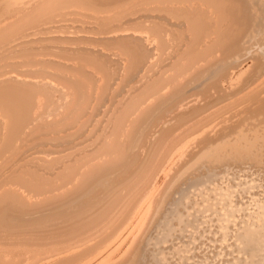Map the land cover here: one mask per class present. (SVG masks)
Here are the masks:
<instances>
[{
  "label": "bare ground",
  "instance_id": "bare-ground-1",
  "mask_svg": "<svg viewBox=\"0 0 264 264\" xmlns=\"http://www.w3.org/2000/svg\"><path fill=\"white\" fill-rule=\"evenodd\" d=\"M3 1V0H2ZM1 2V1H0ZM5 3L6 2H4L3 1V5H5ZM137 4H144V5H146L147 7H145V9L144 10H142V11H145V13L146 12H155V11H157V12H163V11H165V12H168V14H171V15H173L174 17H176V18H180L181 20L183 19L185 22H186V24H185V22L182 20V21H179V22H177V23H179V25H177V28L178 29H184V25H186L187 26V31H189V32H191V36H190V40H189V42H188V44L186 43V45H185V43L183 44L184 45V50L183 51H181V53L179 54V55H177V60H176V62L174 61V64L176 63V65L174 66V68H176L175 70H174V68L172 67V65L171 64H169L173 69L171 70V68H170V66H169V68H170V70L173 72V73H171L172 74V76L174 77H176V75H180V73H185L188 69H190L192 66H196V64H197V62H202L203 63V60L205 61L206 59H207V57H208V55H210L211 53L210 52H216V53H218L217 51L218 50H220L219 48L220 47H222V46H224V47H226V48H232V49H230L231 51L233 50V51H237V53L240 51V50H243V49H245V46L247 45V43H246V40L245 41H243L244 40V35L246 36H248L249 37V32L247 33V28L249 29V25L250 24H252L253 23V25L258 21V19L254 16L255 15V12H256V8L254 9L253 7H250L249 6V4H250V0H8L7 1V3H6V5H5V7L8 5V9L7 8H5L4 6V8L2 9L1 8V11L4 13V12H6V13H4V14H7L6 16L8 17V18H5V20H2V23H1V21H0V53H3L2 55H0V60H3V58H7V57H9V59L10 58H16L17 60H14L13 59V61L11 60V61H9V62H0L1 64L0 65H4V66H7V68L8 67H10V70H9V72L7 71V73H5V74H3V72L0 70V112L2 113V116H4V118H5V120L7 121L6 123H4L5 124V127H4V125H2V123L4 122V121H0V125H2V127H4V129L2 128V135H0V161L2 160H4V159H8V158H10L11 156V158L13 159V155H17V152H20L19 150H21V148L23 147V150L25 149L24 148V145L26 144V141H27V136H29L30 134H32V132L31 133H29V131H27V133H29V135H27L26 134V129L28 128V127H30L29 125L30 124H32L33 122H38V125L37 124H33L34 126H38V127H43V125H47L48 124V127L46 128L47 130H49L48 132L50 133V136H51V138H53V139H58V140H60V139H64V137L66 138V137H69V136H73L74 134H76V132H79L83 127H85V122H87L86 120H84L85 119V117H87L86 116V114H87V111H86V109L88 108V106H91V105H89V102H90V100H91V98L93 97V95L94 96H98V97H100L101 95H103L104 94V92H103V94H101V93H97V94H95V91L98 89H101V88H103V87H101L102 86V84H104L105 82H103L102 84H101V86H100V84H99V86L100 87H97V86H95V87H97V89H94V87H93V85L91 84V80H92V76H93V72H97V73H99V74H101L102 75V73H103V71H104V69L102 70V68L101 67H98L96 64L94 65V64H92V63H90L91 65H93L92 67H95L94 69L96 70H93L92 71V73L91 72H89V73H91L92 75H90V74H88V72H85V70L84 71H82V69L84 68L83 67V65H82V68L80 69V66H79V64H84V66H86V64H88V61H87V59L86 60H83L84 58H87V57H89V56H92V55H89L88 54V52H86L85 50H86V48H84L85 50H83V49H75V48H64V47H61V49H58V53L56 54L57 56H60L61 58H63V59H70V58H75L78 62V65L77 66H79V68H76V67H73V65L72 66H70V65H68V64H66V63H63V64H60V63H57L56 64V62L54 63V62H52V60H50L51 59V57H50V59H49V57H48V55L47 54H50L51 55V53H49V51H48V48L46 49L45 47H34V46H30L31 44H33V43H37V42H40V41H48V40H51V39H55L56 37H46V38H37V37H33L34 36V34H36L37 32V34H39V33H44V32H47L48 30V28H50V27H52V26H50V25H52V24H57V22L59 21V19H57L58 17H60V16H63L64 14H65V8L67 7V6H69V5H79V6H85V7H87V8H85V9H95V10H101V11H103V12H106V14L105 15H102V16H99L98 15V17H95V16H93V19H95V21H96V19H97V22H101V29L100 30H102L101 31V34H103L104 36H102L103 38V40H105V42H111V44H112V42L114 43H118V45L119 44H122V46H124L125 44H128V45H130V49L132 50L131 52H129V51H127L128 49H123V50H125V51H127V52H129L128 54L125 52V51H123L122 50V48H121V50L123 51V52H125L128 56H126L127 58H129V61H130V66H129V68L128 69H126V70H128L129 71V69L131 70L132 68H133V73L136 75V71L137 70H139L138 68L139 67H141V65H143V66H146V67H149V68H146V69H151L150 71H152V69H154V67H156L157 65V62H155L153 59V62H154V64L156 65V66H154L153 65V63L151 64L150 62H152V61H149L151 58H153L152 56L153 55H151L150 53H149V48H148V46H147V41H145V39H147V38H143V36H141L140 34H142V33H144V32H146V30H145V28H144V30L145 31H143L142 33H140L141 31H142V29L140 30V34H137L136 35V33H121V34H119L120 32H122V31H126V28H123L122 27V25H113L112 24V22L114 21V20H119L118 18H120L121 16L123 17V15L125 14V12H127V11H129V6L130 5H134V6H136ZM155 5V4H159L160 6H156V7H152V5ZM252 4V3H251ZM138 5V6H139ZM142 5H140V7L142 6ZM153 5V6H154ZM134 6H132V7H134ZM2 7V6H1ZM135 8V7H134ZM133 8V9H134ZM7 9V10H6ZM76 9V8H75ZM141 9V8H140ZM4 10H6V11H4ZM134 10H136V8L134 9ZM137 10H139L138 8H137ZM136 10V11H137ZM0 11V12H1ZM84 11V10H83ZM130 11H131V9H130ZM141 11V10H140ZM139 12V11H138ZM69 13V12H68ZM133 13V12H132ZM131 13V14H132ZM259 13V12H258ZM78 14V13H77ZM135 14V13H134ZM150 15L152 14V13H149ZM148 14V15H149ZM157 14V13H156ZM163 14V13H162ZM161 14V15H162ZM165 14V13H164ZM167 14V13H166ZM130 15V14H129ZM146 15V14H145ZM3 16V15H2ZM67 16V15H66ZM69 16V15H68ZM73 17H74V15H72ZM77 16V15H76ZM131 16V15H130ZM133 16V15H132ZM152 16V15H151ZM159 16V15H158ZM167 16V15H166ZM170 16V15H169ZM168 16V18L167 19H169L170 17ZM257 17H258V14L256 15ZM4 17V16H3ZM124 17H126L127 18V15L125 16L124 15ZM129 17V16H128ZM144 17V16H143ZM160 17V16H159ZM62 18V17H61ZM131 18V17H130ZM173 17H171V19H172ZM124 19V18H123ZM92 20V19H91ZM98 20H100V21H98ZM120 20H122L121 18H120ZM131 20V19H130ZM133 20V19H132ZM143 20V19H142ZM142 20H140L141 22H142ZM173 20H175V18H173ZM178 20V19H177ZM176 20V21H177ZM123 21V20H122ZM120 22V24L121 23H124V22ZM157 21V20H156ZM156 21H155V23H156ZM151 22V21H150ZM174 22V21H173ZM145 23V22H144ZM148 23V22H147ZM146 23V24H147ZM157 23H159V21L157 22ZM160 23H161V21H160ZM171 23V22H170ZM259 23V22H258ZM257 23V24H258ZM261 23V22H260ZM259 23V24H260ZM99 24V23H98ZM116 24H119V23H116ZM136 24V23H135ZM149 24V23H148ZM152 24H154V23H152ZM151 24V25H152ZM163 24H164V22H163ZM176 24V23H175ZM184 24V25H183ZM55 25H53V26H55ZM138 25V24H137ZM142 25V24H141ZM155 25V24H154ZM161 25V24H160ZM160 25H159V28H155L154 30H155V33L156 34H158V30H165L162 34H164L165 32H166V30L167 29H169V28H164L163 26H161V27H163V28H161L160 27ZM172 25H173V23H172ZM253 25H252V27H253ZM262 25V24H261ZM50 26V27H49ZM131 26V25H130ZM135 26V25H134ZM133 26V27H134ZM144 26V25H143ZM156 27H158V25H155ZM166 26V25H165ZM257 27L259 26V25H256ZM56 27V26H55ZM55 27H53L54 29H55ZM58 27H59V25H58ZM125 27V26H124ZM127 27V26H126ZM132 26L130 27V28H133ZM136 27V26H135ZM146 27H148V26H146ZM149 27H152V26H150V24H149ZM255 27V26H254ZM253 27V28H254ZM261 27V26H260ZM262 28V27H261ZM139 29H140V27H139ZM149 29V28H148ZM152 29H153V27H152ZM255 29V28H254ZM99 29H98V31H100ZM151 30V29H150ZM170 30V29H169ZM245 30H246V33H245ZM256 30H257V28H256ZM264 30V29H263ZM41 31H43V32H41ZM127 31H128V28H127ZM135 31V30H134ZM137 31V30H136ZM159 31V32H160ZM179 31V30H178ZM248 31H250L251 33V35H253L254 34V31L255 30H248ZM257 31H260V30H257ZM119 32V33H118ZM149 32V34H153V33H150V31H148ZM147 32V33H148ZM152 32V31H151ZM154 32V31H153ZM170 31H168V33H169ZM173 32V31H172ZM175 32V31H174ZM177 32V31H176ZM181 32H183V33H186L187 34V32H185V31H181ZM188 32V33H189ZM118 33V34H117ZM146 33V35L148 36L149 34H147ZM155 33H154V36H153V38L152 39H156V37H155ZM179 33V32H178ZM183 33H179V35L180 34H183ZM243 33H245L244 35H243ZM255 33H256V31H255ZM172 34V40L174 39L175 41H176V38L173 36V34H175V33H171ZM257 34V33H256ZM256 34H254L255 35V37H256ZM52 35V34H51ZM144 35V34H143ZM159 35V34H158ZM157 35V36H158ZM169 36H170V34H168ZM177 35V34H176ZM189 35H190V33H189ZM188 35V36H189ZM242 35V37H243V40H242V38L240 37ZM254 35L253 36H251V37H254ZM36 36V35H35ZM38 36V35H37ZM141 36V37H140ZM160 36H161V33H160V35H159V37H157V39L159 38L160 39V43H159V40L157 41L159 44H161L162 45V48L164 49V47H166V46H169L168 44H170L169 43V39H171V38H169L168 40H165V37H166V35L164 36V37H162V38H160ZM178 36V35H177ZM183 35H180V37H182ZM40 37V36H39ZM149 37H151L150 35H149ZM179 37V39L181 40V38ZM184 37V36H183ZM246 38V37H245ZM250 38V37H249ZM249 38H246V39H248L249 40ZM98 39V38H97ZM150 39V38H149ZM152 39L150 40V41H148V42H150V43H152ZM154 39V40H155ZM183 39V38H182ZM187 39V38H186ZM255 39V38H254ZM58 40H64L63 38H60V37H58ZM69 40L70 39H68L67 41L69 42ZM148 40V39H147ZM153 40V42H155ZM174 40H173V42H174ZM180 40H178V42H180ZM251 40V39H250ZM183 41H184V39H183ZM242 41H243V43H242ZM177 42V41H176ZM51 43H52V40H51ZM62 43V42H61ZM104 43V42H103ZM114 43V44H115ZM182 43V42H181ZM181 43H179V44H181ZM245 43H246V45H245ZM249 43H251V41L249 42ZM252 43H253V41H252ZM258 43V42H257ZM42 44V43H41ZM49 44V43H48ZM54 44V43H53ZM172 44V43H171ZM174 44H175V42H174ZM178 44V43H177ZM262 44V43H261ZM50 45H52V44H50ZM115 45H117V44H115ZM158 45V44H157ZM251 45V44H250ZM250 45H247V47L248 46H250ZM28 46H30V47H28ZM154 46V45H153ZM152 46V47H153ZM156 46V45H155ZM160 46V45H159ZM159 46H157V49L159 48ZM178 46H180V45H178ZM70 47V46H69ZM72 47V46H71ZM161 47V46H160ZM171 47V46H170ZM120 48V47H119ZM129 48V47H128ZM161 48V49H162ZM172 48V47H171ZM174 48V47H173ZM172 48V49H173ZM223 48V47H222ZM91 49V48H90ZM153 49H155V48H153ZM160 49V50H161ZM162 49V50H163ZM166 49H167V47H166ZM177 49H178V47H177ZM92 51H93V49H91ZM90 50V51H91ZM120 50V51H121ZM159 50V51H160ZM174 50H176V48L174 49ZM179 50V49H178ZM182 50V49H181ZM223 50V49H222ZM246 50V49H245ZM88 51H89V49H88ZM95 51V50H94ZM100 51V50H99ZM158 50H157V52H159ZM177 51V50H176ZM221 51V50H220ZM219 51V52H220ZM227 51H229V50H227ZM231 51H229V53L231 52ZM96 53H97V51H95ZM154 52V54H156L155 53V51H153ZM164 52H165V50H164ZM170 52H172V51H170ZM213 52V53H214ZM222 52V51H221ZM255 52V51H254ZM54 53V52H53ZM92 53V52H91ZM160 53H161V51H160ZM166 53V52H165ZM169 53V52H168ZM178 53V52H177ZM210 53V54H209ZM213 53H212V55H213ZM227 53V52H226ZM232 53V52H231ZM233 53H235V52H233ZM89 55V56H86V55ZM100 54V53H99ZM101 54H102V52H101ZM120 54H121V52H120ZM123 54V53H122ZM173 54V53H172ZM219 54V53H218ZM222 54V53H221ZM264 54V53H263ZM44 55L46 56V57H44ZM54 55V54H53ZM95 55V54H94ZM94 55H93V59H95V60H97V57H94ZM158 55H160V54H158ZM170 55V54H169ZM215 55V54H214ZM99 56V55H98ZM121 56V55H120ZM124 56V58L126 59V57ZM172 56V55H171ZM48 57V58H47ZM59 57V58H60ZM161 57H163V56H161ZM165 57H166V55H165ZM168 57V56H167ZM166 57V58H167ZM176 57V56H175ZM211 57V56H210ZM209 57V58H210ZM215 57V56H214ZM221 57V56H220ZM54 58V57H53ZM56 58V57H55ZM104 58V57H103ZM120 59H123V58H121V57H119ZM159 58V57H158ZM212 58V57H211ZM57 59V58H56ZM98 59H99V57H98ZM124 59V60H125ZM160 59V58H159ZM168 59H169V57H168ZM216 59H218V58H216ZM61 60V59H60ZM89 60V59H88ZM90 60H92V57L90 58ZM90 60H89V62H90ZM128 60V59H127ZM126 60V61H127ZM157 60V59H156ZM165 60V59H164ZM175 60V59H174ZM209 60H212V59H209ZM226 60V59H225ZM6 61H8V60H6ZM58 61V60H57ZM79 61L81 62V63H79ZM84 61H87V63H84ZM94 61V60H93ZM102 62H103V60H101ZM120 61V60H119ZM182 61H185V63H183ZM219 61V60H218ZM60 62V61H59ZM76 62V61H75ZM100 61L98 60V63H99ZM160 62V61H159ZM173 62V61H172ZM171 62V63H172ZM206 62V61H205ZM214 62V61H213ZM223 62V61H222ZM236 62V61H235ZM257 62V61H256ZM94 63H95V61H94ZM97 63V62H96ZM101 63V62H100ZM106 63V62H105ZM124 63H125V61H124ZM163 63V62H162ZM210 63V62H209ZM71 64V63H70ZM90 64H88V65H90ZM104 64V63H103ZM103 64H101V65H103ZM173 64V65H174ZM213 64V63H212ZM246 64V63H245ZM100 65V66H101ZM134 65V66H133ZM160 65V64H159ZM159 65H158V69L159 68H161V67H159ZM229 65V64H228ZM257 65V64H256ZM3 66V67H4ZM60 66V67H59ZM74 66H76L75 64H74ZM104 66H105V64H104ZM103 66V67H104ZM123 66V65H122ZM125 66V65H124ZM127 66V65H126ZM133 66V67H132ZM194 66V67H195ZM242 66V65H241ZM1 67V66H0ZM117 67V66H116ZM120 67V66H119ZM196 67H198V66H196ZM219 67V66H218ZM2 68V67H1ZM7 68H4V69H7ZM49 68V69H48ZM53 68H55V70L58 68V69H61V70H65V71H67V72H70V74H71V76H73V74L74 75H76V77L77 78H74V77H69L68 76V74L66 75V74H61V72L59 73V72H57L58 74L57 75H54V76H56L58 79H60V81H63V82H65L64 84L66 85V83H67V85H69V87H68V89L70 88V90H69V93H72V95H71V97L73 96V99L71 98L70 99V102L72 103H70V104H68L67 102H68V100H66V99H64V101L66 100V102H60V101H57L56 102V97H54V99H53V97L52 96H54V92H55V90H54V88H55V86H54V83H53V88L51 87V85H52V82L51 81H47V82H51L50 84L49 83H47V82H45L44 80H46L47 79V77L48 76H52L53 74H54V71H53V73H52V71H50L51 69L53 70ZM107 68V67H106ZM124 68V67H123ZM136 69V71H135V69ZM165 68V67H164ZM169 68L166 70L167 72L169 71ZM193 68V67H192ZM202 68V67H201ZM200 68V69H201ZM256 68V67H255ZM254 68V69H255ZM3 69V70H4ZM84 69H86V68H84ZM119 69V68H118ZM212 69V68H211ZM214 69H217V68H215L214 67ZM213 69V70H214ZM249 69V68H248ZM251 69V68H250ZM253 69V70H254ZM262 69H263V67H262ZM88 70V69H87ZM107 69H105V71H106ZM111 70V69H110ZM115 70V69H114ZM113 70V71H114ZM117 70V69H116ZM126 70H125V72H126ZM147 70V71H148ZM163 70V69H162ZM191 70V69H190ZM193 70V69H192ZM246 70V69H245ZM89 71V70H88ZM102 71V72H101ZM123 71V70H122ZM135 71V72H134ZM144 71V70H143ZM147 71H146V73H147ZM149 71V72H150ZM154 71V70H153ZM163 72L164 74H168L167 72ZM189 71V70H188ZM212 71V70H211ZM5 72V71H4ZM63 72V71H62ZM110 72H112V70L110 71ZM118 72V71H117ZM131 72V71H130ZM159 72H161V71H159ZM161 72V73H162ZM170 72V71H169ZM209 72V71H208ZM246 72V71H245ZM127 73H129V72H127ZM152 73V72H151ZM195 73V72H194ZM197 73V72H196ZM210 73V72H209ZM227 73V72H226ZM52 74V75H51ZM112 74H114V73H111L110 75H112ZM116 74V73H115ZM148 74V73H147ZM153 74V73H152ZM187 74V73H186ZM205 74V73H204ZM240 74V73H239ZM99 76V75H97L96 77H98L99 76V78L100 77H103L102 78V80L104 81V76ZM103 75H105V73L103 74ZM109 75V76H110ZM123 75V74H122ZM129 75V74H128ZM130 75H132L133 76V74H131L130 73ZM146 75V74H145ZM159 75V74H158ZM163 75V74H162ZM169 75V74H168ZM185 75V74H184ZM183 75V76H184ZM208 75H210V74H208ZM207 75V76H208ZM259 75V74H258ZM105 76H107V75H105ZM124 76V75H123ZM147 76V75H146ZM148 76H149V74H148ZM151 76V75H150ZM171 76V75H170ZM186 76V75H185ZM204 76V75H203ZM55 77V78H56ZM96 77H95V79H96ZM108 77V76H107ZM141 77H142V75H141ZM140 77V78H141ZM174 77V78H175ZM254 77V76H253ZM72 78H74V79H72ZM124 78V77H123ZM145 78V77H144ZM149 78V77H148ZM155 78V77H154ZM159 78V77H158ZM162 78V76L160 75V78L159 79H161ZM163 78H165V77H163ZM162 78V79H163ZM171 78V77H170ZM239 78V77H238ZM50 79H51V77H50ZM98 79V78H97ZM96 79V80H97ZM101 79V78H100ZM99 79V81H101ZM125 79V78H124ZM162 79L160 80V82L162 81ZM172 79V78H171ZM180 79V78H179ZM186 79V78H185ZM47 80H49V79H47ZM94 80V79H93ZM108 80H111V79H108ZM157 80V79H156ZM155 80V81H156ZM174 80V79H173ZM172 80V81H173ZM191 80V79H190ZM232 80V79H231ZM105 81H107L106 79H105ZM144 81V80H143ZM168 82H169V80H167ZM167 81H165V83L167 82ZM201 81H203V80H201ZM212 81V80H211ZM215 81V80H214ZM227 81V80H226ZM246 81V80H245ZM252 81V80H251ZM93 82H95V80L93 81ZM102 82V81H101ZM100 82V83H101ZM111 82V81H110ZM147 82V81H146ZM153 82V81H152ZM108 83V82H107ZM107 83L106 84H104V85H107ZM157 83V82H156ZM163 83V82H162ZM177 83V82H176ZM199 83V82H198ZM213 83V82H212ZM224 83V82H223ZM238 83V82H237ZM258 83V82H257ZM58 84H59V82H58ZM97 84V83H96ZM151 84H154V83H150V85ZM160 84V83H159ZM158 84V85H159ZM173 84V83H172ZM175 84V83H174ZM204 84V83H203ZM240 84V83H239ZM60 85V84H59ZM103 85V86H104ZM110 85V84H109ZM109 85H108V87H109ZM135 85V84H134ZM137 85V84H136ZM149 85V84H148ZM179 85V84H178ZM237 85V84H236ZM250 85V84H249ZM255 85V84H254ZM257 86H253L252 87V89L251 90H249L248 92L246 91V93H245V95L242 97V98H240L242 101H244V104L250 99H255V97H260V96H262L263 97V94H264V81H262L260 84H256ZM77 86V87H76ZM154 86V85H153ZM152 86V87H153ZM157 86V85H156ZM164 85H162V87H163ZM242 86V85H241ZM106 87V86H105ZM108 87H106L107 89H108ZM148 87V86H147ZM155 87V86H154ZM153 87V88H154ZM168 87V86H167ZM263 87V88H262ZM134 88V87H133ZM143 88V87H142ZM145 88H146V85H145ZM149 88H151V87H149ZM159 89H160V86L158 87ZM165 88H166V86H165ZM205 88V87H204ZM235 88V87H234ZM55 89H57V88H55ZM147 89V88H146ZM146 89L144 90V89H141V90H144V91H146ZM176 89V88H175ZM64 90V89H63ZM104 90H105V88H104ZM151 90V89H150ZM174 90V89H173ZM57 91H58V89H57ZM56 91V92H57ZM62 91V90H61ZM100 91V90H99ZM103 91V90H102ZM131 91V90H130ZM148 91H149V89H148ZM151 91H153V89L151 90ZM151 91H149V92H151ZM161 91V90H160ZM200 91V90H199ZM240 91V90H239ZM245 91V90H244ZM98 92V91H97ZM101 92V91H100ZM141 92V91H140ZM157 92V91H156ZM162 92V91H161ZM160 92V93H161ZM229 92V91H228ZM233 92V91H232ZM262 92V93H261ZM60 93H62L63 94V92H60ZM66 92H64V94H65ZM146 93H148V92H146ZM154 93V92H153ZM241 93H244V92H241ZM67 94V93H66ZM101 94V95H100ZM138 94V93H137ZM142 94V93H141ZM144 94V93H143ZM142 94V95H143ZM166 94V93H165ZM207 94V93H206ZM226 94V93H225ZM240 94V93H239ZM260 94V95H259ZM100 95V96H99ZM146 95V94H145ZM236 95V94H235ZM158 96V95H157ZM206 96V95H205ZM230 96V95H229ZM239 96V95H238ZM58 97V96H57ZM66 97V96H65ZM64 97V98H65ZM97 97V99H99ZM141 97H143V96H141ZM140 97V98H141ZM145 97V96H144ZM151 97V96H150ZM152 97H153V94H152ZM212 97V96H211ZM236 97V96H235ZM123 98V97H122ZM133 98H137V96L136 97H133ZM147 98H148V95H147ZM155 98V97H154ZM153 98V99H154ZM157 98V97H156ZM162 98V97H161ZM209 98V97H208ZM230 98V97H229ZM237 98V97H236ZM53 99V100H52ZM93 99V98H92ZM94 99L97 101V99L94 97ZM144 99V98H143ZM152 99V98H151ZM163 99H164V97H163ZM185 99V98H184ZM196 99V98H195ZM206 99V98H205ZM204 99V100H205ZM258 99H260V100H262L261 99V97L260 98H258ZM264 99V98H263ZM58 100V99H57ZM73 102H72V101ZM100 100V99H99ZM141 100V99H140ZM144 100H146V98L144 99ZM148 100V99H147ZM160 100V99H159ZM165 100V99H164ZM203 100V99H202ZM208 100V99H207ZM240 100V102L242 103V101ZM256 100V99H255ZM53 101H55V102H53ZM96 101H94V104H96L97 102ZM131 101H133L132 99H131ZM139 100H138V98H137V103H134V102H132V105H131V103H130V107H128L129 108V110H128V112L127 113H125V110H124V113L122 114V116L124 115V118H122L121 117V119L119 120V122H117L116 123V120H115V123H116V127H115V129H114V125H113V132L111 133V135L113 134V136L112 137H110V136H108V137H106L107 135H105V138L103 137L102 139H101V136H99L97 139H99V140H101V142L99 143V144H97L96 145V147L94 146V148L91 150V151H89L87 148H85V149H87L88 151H82V149L81 148H83V146H81L80 144L79 145H77V146H74L73 147V153H71V154H67V155H64V156H62L61 157V155L60 156H58L57 155V157H59V158H57V160L55 159L54 161H55V165L53 164H51V163H49V160H51V159H49L48 160V162H47V158L45 159L46 161L43 163V160L42 159H39V161L40 160H42L41 162L43 163V164H46V165H48L49 164V166L50 167H48V170H49V173H48V170H47V175H49L48 176V178L46 179V177H44L43 176V179H36V176L34 175L33 176V174H31V175H28V177L26 176V174H28V172H25V170H23V169H25V167H24V165L22 166V164L21 165H19L18 164V162L20 161H18L17 162V164L18 165H14L15 167H12L11 169H9L5 174H4V171L6 170V169H4L3 170V175L0 177V264H44L45 263V260L44 259H46V258H49V259H46V261L47 260H50V258H53V260L52 261H49V262H47V263H45V264H125L127 261H126V258H127V256L130 254V255H132V257H130V255H129V257L130 258H132L133 259V255H135V253L137 252V249L138 248H140L141 246H143V247H147L148 245L151 247L152 245L151 244H156V243H158V244H160V243H163V242H165L166 243V241L167 242H169L168 240H170L169 238L172 236V232L174 231L175 232V230H173V227H172V223H169L170 221H168V219L167 220H162L163 221V223H160L161 224V226L159 227V231L155 234V235H153V233L152 234H149V236H148V234L147 233H149L148 231V229H147V232H145V234L142 236V234H141V239H140V237H132V239L131 240H129V237H131L132 236V233L134 232H132L131 233V235H130V232L132 231H130L129 232V235H128V233L127 232H125V230H127V229H129V228H127L129 225H131V223L134 221L133 219H135L134 217H136L137 218V215H138V212L140 213V209L144 206L143 204L146 202H142V204L140 203V205H142V207L140 206V209H138L137 208V213H136V210H135V213L137 214L136 216H134L133 218H132V216H131V214L132 213H130V212H132L131 211V209H135V207L138 205L137 204V201L139 200V198L141 199V196H146V195H148V196H150L151 197V195H153V193H155L154 191H152L153 193L151 194V192H148V191H150L149 190V187H150V185H152L151 184V182H154L153 180L155 179L154 177L155 176H157V175H159L158 173L159 172H161L160 171V169H162L161 167H162V165H163V163L162 162H164V160H166L167 159V157H169V154L171 155V152H172V150L175 148L174 146L175 145H177V144H175L176 142H179L180 143V140H182V138H180V136L181 137H184L186 134L188 135L189 133L188 132H191V131H193V128H194V130H196L197 128L199 129L200 127H201V125H202V123H204L205 124V120H207L206 118L205 119H201V115H200V119H201V121H199V122H197L196 123V128L195 127H190V131H184L183 133H177V135H180V136H175L174 134H173V136H171L172 135V129H167V128H165V127H163V128H161L162 130L161 131H159V132H157L158 133V136H156V140L155 141H153V142H151V140L150 139H147V138H149V137H147L146 139L147 140H149V141H146V139H144V142H138L137 141V143L139 144L140 143V145H142L141 146V150H137L136 152L135 151H133L132 152V150H131V146H132V142H133V140L135 139V134L137 135V131H140V129L139 130H137V125L138 124H140L139 122H140V120H141V118L142 117H140V116H146L145 115V113H147V112H145V109H144V112L143 111H141V109H139L142 113H143V115H139V113L141 114V112H137L138 113V115L134 112L133 114H135V116L137 115V116H139L140 118V120H138V117H137V119H136V117L134 118L133 116L134 115H132V117L134 118V120H132L133 118H131V120H130V118H128L127 117V115L128 116H130V111H133V110H138V108L139 107H141L142 106V103L143 102H145V101H143L142 103H141V101L140 102H138ZM167 101V100H166ZM239 101V100H238ZM96 102V103H95ZM122 102H123V100H122ZM121 102V103H122ZM130 102V101H129ZM147 102V101H146ZM145 102V103H146ZM157 102V101H156ZM164 102V101H163ZM205 102V101H204ZM249 102V101H248ZM257 102H259V101H257ZM151 103V102H150ZM239 103V102H238ZM252 103V102H251ZM94 104H92L93 106H94ZM154 104V103H153ZM157 104V103H156ZM230 104H232V103H230ZM254 104V103H253ZM65 106L66 107V111L61 115V116H59V118H53V120L52 121H49L48 120V122H47V120L45 121L44 120V118H46L45 117V115H53L54 114V116L55 115H57L56 113H55V110L57 109V107H60V106ZM127 105H129V104H127ZM145 105V104H144ZM143 105V106H144ZM146 105H148L147 103H146ZM187 105V104H186ZM239 105H241V104H239ZM243 105V104H242ZM246 105V104H245ZM245 105H244V108H245ZM248 105V104H247ZM256 105H257V103H256ZM259 106H261L262 108V112H264V100H262V102H260L259 104H258ZM257 105V106H258ZM142 106V107H143ZM149 106H152V105H150L149 104ZM149 106H147L148 108H149ZM126 108H127V106H125ZM146 107V106H145ZM144 107V108H145ZM241 107V106H240ZM248 107V106H247ZM247 107H246V109H247ZM256 107V106H255ZM91 109H92V107H90ZM152 108H153V106H152ZM151 108V109H152ZM179 108V107H178ZM183 108V107H182ZM125 109V108H124ZM191 109V108H190ZM86 111V112H85ZM146 111H148L147 109H146ZM150 111V110H149ZM239 112H240V110H239ZM91 113V112H90ZM89 113V114H90ZM179 113V112H178ZM88 114V115H89ZM119 115L121 114V113H118ZM153 114V113H152ZM177 114V113H176ZM200 114V113H199ZM204 114V113H203ZM90 116L91 115H89V119H90ZM116 116V115H115ZM143 116V117H144ZM148 116V115H147ZM1 117V116H0ZM48 117V116H47ZM208 117V116H207ZM3 118V117H2ZM88 118V117H87ZM119 118V117H118ZM127 118V119H126ZM146 118V117H145ZM163 118V117H162ZM255 118V117H254ZM47 119V118H46ZM50 119V118H49ZM88 119V120H89ZM117 119V118H116ZM129 119V120H128ZM4 120V119H3ZM178 120V119H177ZM194 120V119H193ZM258 120H259V118H258ZM144 121V120H143ZM255 121V120H254ZM192 122V121H191ZM194 122V121H193ZM242 122V121H241ZM78 123V126L76 125ZM163 123V122H162ZM195 123V122H194ZM193 123V124H194ZM200 123V124H199ZM63 124H71V127H67V128H62V127H59V126H61V125H63ZM96 124V123H95ZM203 124V125H204ZM238 124V123H237ZM255 124V123H254ZM75 125H76V127H75ZM155 125V124H154ZM256 125V124H255ZM34 126H31L32 128H34ZM198 126H200V127H198ZM206 126V125H205ZM227 126V125H226ZM245 126V125H244ZM262 126V125H261ZM88 127V126H87ZM145 127V126H144ZM152 127V126H151ZM160 127V126H159ZM204 127V126H203ZM202 127V128H203ZM247 127V126H246ZM250 127V126H249ZM41 128H40V131L37 129V132L39 131V133H41ZM112 128V127H111ZM149 128V127H148ZM35 129V128H34ZM34 129H32V130H34ZM43 129H45V128H43ZM44 130V131H47V130ZM64 129H66V130H64ZM108 129V128H107ZM151 129V128H150ZM152 129H154V128H152ZM160 129V128H159ZM252 129H253V127H252ZM4 130V131H3ZM206 130V129H205ZM209 130V129H208ZM223 130V129H222ZM255 130V129H254ZM263 130V129H262ZM82 131V130H81ZM145 131V130H144ZM158 131V130H157ZM199 131V130H198ZM214 131V130H213ZM37 132H35V133H37ZM43 132V131H42ZM47 132V133H48ZM181 132V131H180ZM194 132V131H193ZM201 132V131H200ZM205 132V131H204ZM203 132V133H204ZM209 132V131H208ZM211 132H212V129H211ZM229 132V131H228ZM236 132H239V130L238 131H236ZM254 132V131H253ZM253 132L251 131V133H252V135H253ZM260 132V131H259ZM264 132V131H263ZM45 133V132H44ZM80 133V132H79ZM94 133V132H93ZM144 133V132H143ZM154 133H156V132H154ZM192 133V132H191ZM194 133H196V131L194 132ZM224 133V132H223ZM250 133V134H251ZM142 134V133H141ZM150 134V133H149ZM152 134V133H151ZM184 134V135H183ZM249 134V133H248ZM35 135V134H34ZM77 135H78V133H77ZM99 135V134H98ZM139 135V134H138ZM153 135V134H152ZM157 135V134H156ZM195 135H198V136H196L195 137ZM214 135V134H213ZM259 136V134H257V132L255 131L254 132V136L252 137V136H250V137H247V132H246V134H245V130H240V132H239V134H235V139L233 138V140L234 141H230V146L228 147V145L226 146H223L222 144H220L221 142L220 141H224V140H219L218 142H220L219 143V145H218V143H217V145H215L214 146V144H213V146L215 147V148H221L222 150H224V149H226L227 147L229 148H227L226 150L227 151H230V155H232V156H234L233 154H236V156L237 155H242V154H244V150H245V155L247 154V152L246 151H248L247 150V148L248 149H250V147L252 148L253 146L251 145V146H248V147H246L247 145H250V144H252V143H255V145L256 146H258L257 144V142H259V140L262 138L261 136V138H259V137H256V136ZM144 136V135H143ZM142 136V137H143ZM169 136H171L172 138L171 139H169V141L167 142V143H165V140L166 139H168V137ZM190 137H191V134L189 135ZM192 136L193 137H195L194 138V142H196V145H197V148H198V144H200V145H203V147H205L204 146V144H206L205 143V141L206 140H208V135H207V133H206V135L205 136H203L202 137V134H192ZM263 136V135H262ZM31 137V136H30ZM75 137V136H74ZM141 137V136H140ZM139 137V138H140ZM154 137V136H153ZM187 137V138H186ZM185 138L186 139H188V136H186ZM189 137V138H190ZM199 137V139H196V138H198ZM217 137V136H216ZM225 137V136H224ZM231 137H234L232 134H231ZM252 137V138H251ZM50 138V139H51ZM73 138V137H72ZM87 138V137H86ZM90 138H91V136H90ZM152 138V137H151ZM155 138V137H154ZM153 138V139H154ZM184 138V139H185ZM210 138V137H209ZM259 138V140H257V139ZM29 139V138H28ZM31 139V138H30ZM62 139V140H63ZM141 139V138H140ZM191 139H192V137H191ZM212 138H210V140H211ZM221 139V138H220ZM230 138L228 137V139L226 140L228 143H229V140ZM232 139V138H231ZM264 139V138H263ZM41 140V139H40ZM92 140V139H91ZM213 140V139H212ZM216 140V139H215ZM254 141L255 140V142H251V141ZM262 140V139H261ZM51 142H52V139L50 140ZM64 141V140H63ZM86 141V140H85ZM95 141V140H94ZM139 141H141V140H139ZM167 141V140H166ZM183 141V140H182ZM181 141V142H182ZM186 141V140H185ZM263 141V140H262ZM261 141V142H262ZM42 142H44V141H42ZM65 142V141H64ZM82 142V141H81ZM151 142V143H150ZM194 142H191V144L192 143H194ZM197 142H199L198 144H197ZM243 142V143H242ZM249 142H250V144H249ZM94 143V142H93ZM98 143V142H97ZM183 143V142H182ZM223 144H228V143H225V141L224 142H222ZM248 143V144H247ZM257 143V144H256ZM55 144V143H54ZM232 144V145H231ZM264 142L261 144H259V145H261L260 147L263 149L264 147ZM135 145V144H134ZM181 145V144H180ZM208 145H209V143H208ZM86 146V145H85ZM136 146H137V144H136ZM145 146V147H144ZM212 146V145H211ZM210 146V148L211 149H214V147L212 146L211 147ZM222 146V147H221ZM256 146H254V151H253V153L255 154L256 153V155H254L253 154V157L254 156H260L261 157V153H260V150H259V153L261 154V155H257V154H259L257 151H258V149H257V147ZM88 147V146H87ZM138 147V146H137ZM143 147V148H142ZM177 147H178V145H177ZM176 147V148H177ZM189 147H191V146H189ZM189 147H187V149H185L184 151H183V153L185 154L186 152H188V149H189ZM201 147V146H200ZM202 147V148H203ZM225 147V148H224ZM230 147H231V149H230ZM238 147V148H237ZM239 147L241 148V149H244V147H246L244 150H242L241 151V149H239ZM255 147H256V149L257 150H255ZM40 148V147H39ZM59 148V147H58ZM136 148V147H135ZM209 148V146H208V150L210 149ZM219 148H218V151L220 152V154H222V150L220 149L219 150ZM236 150H234V149ZM28 149V148H27ZM46 149V148H45ZM84 149V148H83ZM207 149H203L202 151H203V154H202V152H201V150H200V152H201V159H202V161H203V158H202V155H203V157L204 156H207L208 154H207V152L210 154V152H212V154H213V151H217V149L216 150H211L210 152L209 151H204V150H207ZM239 149V150H238ZM252 149V150H253ZM261 149V151H264V150H262ZM26 150V149H25ZM57 150V149H56ZM192 150V149H191ZM193 150H195L194 148H193ZM192 150V152H194ZM199 150V149H198ZM232 150H234L233 152H235V153H231L232 152ZM252 150H250L251 151V153H252ZM22 151V150H21ZM52 151V150H51ZM61 151V150H60ZM79 151V152H78ZM216 152V153H218V158H220L221 156L219 155V152ZM239 151V152H238ZM243 152L242 154H238V153H241V152ZM249 151V152H250ZM256 151V152H255ZM50 152V151H49ZM72 152V151H71ZM75 152H76V154H75ZM204 152L207 154V155H204ZM214 152V153H215ZM224 152V151H223ZM237 152V153H236ZM248 152V153H249ZM22 153H23V151H22ZM21 153V154H22ZM39 153V152H38ZM189 153H191V151H189L188 152V154ZM215 153V154H216ZM263 153V152H262ZM20 154V153H19ZM18 154V155H19ZM28 154V153H27ZM58 154V153H57ZM173 154V153H172ZM187 154V153H186ZM194 154V153H193ZM192 153H191V156L193 155ZM197 154V153H196ZM200 154V153H199ZM198 154V155H199ZM215 154H213V156H217V155H215ZM225 157L227 158L228 157V155H229V153L227 152L226 153V151H225ZM228 154V155H227ZM30 155V154H29ZM28 155V156H29ZM42 155V154H41ZM45 155V154H44ZM44 155L42 156V158L44 157ZM47 155V154H46ZM45 155V156H46ZM183 155V154H182ZM211 155V154H210ZM210 155H208V157L210 156ZM249 155H252V154H249ZM39 156V155H38ZM37 156V157H38ZM49 156H50V154H49ZM49 156H48V158H49ZM188 156V155H187ZM186 155H185V157H187ZM195 156V155H194ZM199 156V157H200ZM212 156V155H211ZM212 156V157H213ZM224 156V155H223ZM223 156L221 157V159L223 158ZM236 156H234V158L236 157ZM15 157V156H14ZM19 157V156H18ZM34 157V156H33ZM68 157H69V159H68ZM72 157V158H71ZM189 157V156H188ZM242 156H240V158H241ZM246 157V156H245ZM244 157V158H245ZM10 158V159H11ZM23 158V157H22ZM45 158V157H44ZM43 158V159H44ZM131 158H134V164L135 165H133V160L131 159ZM170 158V157H169ZM177 158V157H176ZM181 158V157H180ZM189 158H191V157H189ZM205 158H207V157H205ZM204 158V159H205ZM211 158V157H210ZM217 158V157H216ZM217 158V159H218ZM229 159V162H230V158H231V156H229L228 157ZM247 158V157H246ZM256 158V157H255ZM10 159H8L11 163H12V160H10ZM23 159H25V157L23 158ZM27 159V158H26ZM32 159H34V158H32ZM32 159H31V161H32ZM54 159V158H53ZM66 159H68V160H66ZM126 159H129V161H130V159L132 160V164H130L129 166H131V165H133V166H135V168L133 169L132 168V166H131V168H132V170L133 171H131L130 172V174H131V178H133V181L131 182V184L130 185H128V184H126L127 185V187L125 186V184H123V186H124V189L123 190H126V188H128V190L129 189H134V187H135V189L138 187L139 189H137L138 191H133V193L130 195V192H129V196L128 195H126L125 193V195L126 196H128V197H125V198H123L122 199V201H121V207L119 206V211H117L116 210V208L118 209V207H117V205H116V208H114L115 207V204H117L118 202H120V200H121V195H122V192H121V194H119V189H121V186L122 185H120V181H122L123 182V180L125 179L124 178V176H125V173H128L129 172V169H127L128 170V172L126 171L125 173H124V171H122L121 170V175L123 176H121L122 178H124V179H120V181L118 180V183H115V185H112V187H114L115 189L114 190H117V192L113 195L112 193H110V194H112V196L110 195V194H108L109 195V197L111 196V198L110 199H105L106 197H104V199H99L100 200V202L98 203V202H95L96 204H92V205H90L89 204V201H92V198L91 197H89V198H91V200H89L88 201V204L90 205H87V209H86V205L85 204H87V203H85L83 206L85 207H83L84 208V210H83V208H79L78 207V209L76 208V210H75V212H72L74 209H75V207L74 208H72L71 209V207H72V205H71V207H70V205H68L72 200H73V202L72 203H74V199H73V194H75V191L76 190H79L80 188L82 189V191H83V188H85L84 190H86V188L92 183V182H96L97 180H99V179H102V180H100V182H103L104 181V179H106L111 173H113V171H114V169L117 167V166H119V164L118 163H120L122 160H126ZM188 159V158H187ZM196 159V158H195ZM213 159L214 160H216L214 157H213ZM220 159V160H221ZM252 159V158H251ZM258 159V158H257ZM6 160H5V163H4V161H3V164L5 165L6 164ZM171 160V159H170ZM198 159H196V161H197ZM208 160H210V159H208ZM213 160V161H214ZM220 160H219V162H220ZM223 160H226L225 158L223 159ZM236 160H238V159H236ZM242 160V159H241ZM260 161L262 160V159H259ZM9 161H7V162H9ZM26 161H28V159L26 160ZM30 161V160H29ZM38 161V160H37ZM38 161V163L40 164V162ZM51 161H53V160H51ZM179 161V160H178ZM222 161V160H221ZM234 161H235V159H234ZM255 161V160H254ZM15 162V161H14ZM22 162V161H21ZM47 162V163H46ZM125 162H127V161H125ZM131 162V161H130ZM129 162V163H130ZM136 162V163H135ZM167 162V161H166ZM186 162V161H185ZM198 162V161H197ZM212 162V161H211ZM214 162H216V161H214ZM218 162V161H217ZM218 162V166H219V163ZM223 163H224V161H222ZM222 162H221V164H222ZM242 162V161H241ZM24 163V162H23ZM29 163V162H28ZM122 163H124L123 161H122ZM122 163H120L121 165H122ZM128 163V162H127ZM183 163V162H182ZM199 163V162H198ZM1 165H2V162L0 163ZM14 164V163H13ZM118 164V165H117ZM126 164V163H125ZM165 164V163H164ZM181 164V163H180ZM213 164H216V163H212V165ZM240 164V163H239ZM253 164V163H252ZM262 164V163H261ZM1 165H0V167H1ZM8 165V164H7ZM3 166V165H2ZM10 166V165H9ZM41 166V165H40ZM45 166V165H44ZM125 166V165H124ZM176 166H178V165H176ZM176 166H174V167H176ZM180 166V165H179ZM179 166L176 168L177 170H179L180 168H179ZM188 166V165H187ZM193 167H191L192 169L194 168V164L192 165ZM215 166V165H214ZM213 166V167H214ZM220 166H222V165H220ZM5 167V166H4ZM35 167V166H34ZM37 167V166H36ZM39 167V166H38ZM123 167V166H122ZM170 167V166H169ZM171 167H172V165H171ZM173 167V168H174ZM195 167H196V165H195ZM7 168V167H6ZM27 168V167H26ZM126 168H127V166H126ZM130 168V167H129ZM168 168V167H167ZM1 169H3V168H1ZM41 169H42V167H41ZM123 169V168H122ZM191 169V170H192ZM27 170V169H26ZM30 170V169H29ZM29 170H27V171H29ZM31 170H32V168H31ZM35 170V169H34ZM34 170H33V172H34ZM125 170V169H124ZM169 170V169H168ZM45 171V170H44ZM171 171V170H170ZM188 171H190V170H188ZM246 171V170H245ZM30 172H32V171H30ZM46 172V171H45ZM119 173L120 172V170L119 171H117L116 170V173ZM165 172H166V170H165ZM165 172H163V173H165ZM168 172V171H167ZM174 172H176L175 170H174ZM178 172V171H177ZM38 172H36V173H34V174H37ZM117 173V174H118ZM124 173V174H123ZM181 173V172H180ZM213 173V172H212ZM212 173H211V175H212ZM220 173V172H219ZM41 174V173H40ZM115 174V173H114ZM116 174V175H117ZM129 174V173H128ZM162 174V173H161ZM167 174V173H166ZM166 174H164V176H167ZM233 174V173H232ZM1 175V174H0ZM42 175V174H41ZM44 175V174H43ZM119 175V174H118ZM117 175V177H120V176H118ZM171 175H174V173H172ZM184 174H182V176H183ZM209 175H210V173H209ZM235 175V174H234ZM26 176V177H25ZM126 176H129V175H127L126 174ZM161 175H159V177H160ZM38 177V176H37ZM111 177V176H110ZM112 177H115L114 175H112ZM206 177H209L208 175L206 176ZM215 177V179H217L218 177L217 176H214ZM223 177V176H222ZM39 178V177H38ZM109 178V177H108ZM160 178H162L163 179V175H162V177H160ZM171 178H173L172 176L169 178V179H171ZM175 178V177H174ZM181 178V177H180ZM205 178V177H204ZM114 179V178H113ZM112 179V180H113ZM118 179V178H117ZM128 179V178H127ZM130 179V178H129ZM159 179V178H158ZM165 179V178H164ZM163 179V180H164ZM167 179V178H166ZM208 179V178H207ZM213 179V178H212ZM233 179V178H232ZM20 180H22V181H20ZM107 180H109V179H107ZM132 180V179H131ZM209 180V179H208ZM206 181V182H208V183H210V181H212V180H209V181ZM219 180H221L220 178H219ZM222 180H223V178H222ZM106 181V180H105ZM111 181V180H110ZM172 180H170L169 181V183L171 182ZM234 181V180H233ZM232 181V182H233ZM108 182V181H107ZM112 182V184H113V181H111ZM164 182V181H163ZM213 182V181H212ZM212 182L210 183V184H212ZM216 182V181H215ZM97 183V182H96ZM156 183H158L157 181H156ZM167 184V187H168V185H170V184ZM177 183V182H176ZM198 183V182H197ZM200 183H201V181H200ZM203 183V182H202ZM205 183V182H204ZM203 183V184H204ZM234 183V182H233ZM18 184H20L21 186L23 185V186H26L27 187V189L31 192V193H34L35 195L37 194L38 195V198H36L35 197V200H37V201H34V202H31V200H29L28 198H29V195H27V197L24 195L25 194V192H24V189L22 190L23 191V193H22V191H20V189H16L17 187H16V185H18ZM102 184V183H101ZM109 185H110V183H108ZM159 184V183H158ZM173 184V183H172ZM186 184V183H185ZM202 184V185H203ZM95 185V183L94 184H92V187H95L94 186ZM96 185H98V184H96ZM104 186H106L105 184H103ZM102 185V186H103ZM175 185H177V184H175ZM174 185V186H175ZM180 185H181V183H180ZM200 185V184H199ZM201 185V186H202ZM204 185H206V183L204 184ZM16 188H15V187ZM19 186V185H18ZM21 186L19 187V188H21ZM22 186V187H23ZM87 186V187H86ZM171 186V185H170ZM197 186V185H196ZM201 186H199L200 188H203V187H201ZM206 186H208V185H206ZM210 186H212V185H210ZM90 187V186H89ZM89 187H88V189H89ZM97 187V186H96ZM108 187H110V186H108ZM158 187V186H157ZM166 187V186H165ZM173 187V186H172ZM199 187H197L198 189H199ZM209 187V186H208ZM207 187V188H208ZM243 187V186H242ZM241 187V188H242ZM248 187V186H247ZM100 188H101V186H100ZM103 188V187H102ZM101 188V189H102ZM111 188V187H110ZM123 188V187H122ZM155 188H156V185H155ZM169 188V187H168ZM195 188V187H194ZM206 188V187H205ZM205 188L203 189L204 191H205ZM219 187H217V189H218ZM223 188V187H222ZM240 188V187H239ZM244 188H245V186H244ZM26 189V188H25ZM87 189V190H88ZM90 189H91V187H90ZM95 189V188H94ZM98 190H99V188H97ZM104 189H106L107 190V188L106 187H104ZM109 189V188H108ZM154 189V188H153ZM158 189V188H157ZM197 189V191H195V192H198L199 190ZM212 189V188H211ZM219 189H221V186H220V188ZM226 189V188H225ZM247 189V188H246ZM27 190V192H29ZM97 190V191H98ZM105 190V191H106ZM111 190H112V188H111ZM122 190V191H123ZM165 190V189H164ZM180 190V189H179ZM202 190V189H201ZM213 191H214V189H212ZM222 190V189H221ZM224 190V189H223ZM81 190H80V192H82ZM89 191V190H88ZM96 191V190H95ZM94 191V192H95ZM96 191V192H97ZM158 191V190H157ZM207 191H208V189H207ZM206 191V192H207ZM218 191V190H217ZM225 191H227V190H225ZM249 191V190H248ZM252 191V190H251ZM77 192V191H76ZM102 192V191H101ZM106 192H108V190L106 191ZM111 192V191H110ZM126 192H128V191H126ZM136 192V193H135ZM164 191H162V193H163ZM200 192V191H199ZM211 194L210 195H212V192H211V190L209 191ZM208 192V193H209ZM229 192V191H228ZM78 193V192H77ZM86 193V192H85ZM84 193V194H85ZM103 193V192H102ZM141 193V195H140V197H139V194ZM176 193H178L179 194V197H180V199L182 198V196L184 195V194H187V196H189V195H191L192 193H190L189 194V192L187 191H180V192H176ZM208 193H206V194H208ZM217 193V192H216ZM216 193H215V195L213 196L215 199L217 198V197H215L216 196ZM219 193H223L222 191L220 192L219 191ZM227 193V192H226ZM26 194H29V193H26ZM89 194H91L90 192H89ZM98 194V193H97ZM97 194H96V196H97ZM101 194V193H100ZM104 194V193H103ZM102 194V195H103ZM123 194V195H124ZM189 194V195H188ZM200 194H202V191L200 192ZM30 195H33V194H30ZM36 195V196H37ZM70 195V196H69ZM71 195H72V197H71ZM79 195H82V194H80V193H78V195L76 196L75 195V197H76V200H77V197H79ZM107 195V194H106ZM108 195H107V197H108ZM122 195V197H124ZM155 195V194H154ZM153 195V196H154ZM162 196H163V194H161ZM197 195V194H196ZM198 195H199V193H198ZM197 195V196H198ZM40 196L42 197L41 199H40ZM82 196H84V195H82ZM92 196V195H91ZM98 196H100L101 197V195H98ZM97 196V197H98ZM148 196H147V198H148ZM161 196V197H162ZM167 196H168V194H167ZM186 196V198H190V197H187ZM219 196H221L220 194H219ZM225 196H227V195H225ZM224 196V197H225ZM228 196H230L229 194H228ZM30 197H32L33 198V196H30ZM69 197H71V199L72 200H70V202L69 203H65V201L69 198ZM92 197H95V194H94V196H92ZM143 197V198H144ZM164 197H165V195H164ZM164 197H162V199H164ZM185 197V196H184ZM200 197H202L201 195H200ZM224 197L222 196V198L223 199H221V201L219 202V203H224V204H227L228 205V203H230L229 201L230 200H226L228 203H225V202H223L224 201ZM231 198H232V196H230ZM81 198V197H80ZM79 198V199H80ZM84 198V197H83ZM83 198H81V199H83ZM87 198H88V196H87ZM88 198V199H89ZM99 198V197H98ZM101 198H103V197H101ZM152 198V197H151ZM153 198H155V196L153 197ZM152 198V200H154ZM186 198H184V200H186ZM193 198V197H192ZM199 198V197H198ZM203 199H204V197H202ZM206 198V197H205ZM209 198V197H208ZM219 198H221V197H219ZM78 199V200H79ZM86 199V198H85ZM84 199V200H85ZM95 199V198H94ZM202 199V200H203ZM225 199H226V197H225ZM33 200H34V198H33ZM32 200V201H33ZM98 200V199H97ZM96 200V201H97ZM102 200V201H101ZM152 200H151V202H152ZM182 200H183V198H182ZM217 200V199H216ZM69 200H67V202H68ZM94 201V200H93ZM92 201V203H94ZM141 201V200H140ZM174 200H172V202H171V204L173 203L174 204V202H173ZM181 201V200H180ZM204 201H206V203H207V199H204ZM209 201H211V200H209ZM232 201V200H231ZM158 202V201H157ZM156 202V203H157ZM160 202V201H159ZM165 202H167V199L165 200ZM176 203H175V205H177V206H179V208H180V203H177V202H179L177 199H176V201H175ZM183 202H185V201H183ZM186 202H190V199L189 200H187ZM191 202H192V199H191ZM203 202V201H202ZM212 202V201H211ZM214 202H215V200H214ZM217 202V201H216ZM215 202V203H216ZM256 202V201H255ZM72 203H70V204H72ZM79 203V202H78ZM78 203H76L75 202V204H78ZM150 203V202H149ZM161 203V202H160ZM170 203V202H169ZM182 203V202H181ZM187 203V204H188ZM198 203V202H197ZM209 203V202H208ZM207 203V204H208ZM218 203V202H217ZM217 203H216V205H217ZM219 203H218V205H219ZM234 203V202H233ZM232 202H231V206L233 205H235V204H233ZM66 204H67V206H66ZM119 204V203H118ZM135 204H137L136 206H135ZM155 204V203H154ZM163 204H165L166 205V203H163ZM167 204H168V202H167ZM173 204H172V206H173ZM180 204V205H179ZM191 204V203H190ZM205 204V203H204ZM223 204V206L224 207H226L225 205ZM157 204H155V206H156ZM160 205V204H159ZM169 205V204H168ZM183 205H185V204H182L181 206L182 207H185V206H183ZM197 205V204H196ZM202 205V204H201ZM200 204H199V206H201ZM258 205V204H257ZM264 205V204H263ZM262 205V206H263ZM34 206H36V207H34ZM41 206H43L42 207V209H41V211H44V210H47V211H44V213L46 212H53V214L54 213H59L60 212V215H58V217H60L61 219L62 218H64L63 220H61L62 221V225L64 226V227H68V228H65L66 230H64L63 231V229H62V231L60 230V232H55V233H52L51 231L50 232H47V233H45V232H43V231H45L44 229L43 230H41L42 231V233L43 234H41V235H38L37 234V236H33L34 235V233L33 232H35V230L33 231V232H31V229H30V231L29 230H27L29 227V223H30V219L29 220H26V219H24V216L26 215H24L23 216V211H25V210H27V209H32V208H36L35 210H38V207H39V210H40V208H41ZM48 206H50V209L48 210V209H46V208H48ZM74 206V205H73ZM163 206V205H162ZM162 206H160L161 207V209H159V210H163L162 209ZM187 207H188V205H186ZM194 206V205H193ZM198 206V205H197ZM211 206V204L209 205V207ZM236 206V205H235ZM234 206V207H235ZM81 207V206H80ZM146 207H147V204H146ZM158 207V206H157ZM157 207H156V209H157ZM186 207V208H187ZM189 207H190V205H189ZM194 207H196V206H194ZM202 207V206H201ZM213 207V206H212ZM217 207V206H216ZM229 207V208H228ZM227 208H228V210L230 209L231 210V208H230V206H228ZM70 208V209H69ZM148 208V207H147ZM200 208V207H199ZM206 209V206H203V210L205 211V209ZM218 208V207H217ZM236 208H239V206H237ZM234 209V211H236V210H238L237 212H239L240 210L239 209ZM260 208V207H259ZM262 208H264V206L262 207ZM82 209V210H81ZM112 209H115L116 210V213L115 214H112L111 216H110V214H111V210ZM144 209H145V206H144ZM155 209V208H154ZM191 209H193V207L191 208ZM190 209V210H191ZM197 209H198V207H197ZM232 209H233V207H232ZM242 209V208H241ZM22 210V212H20V213H22V216L23 217H21L20 218V216H21V214L18 212V211H21ZM28 210V211H29ZM67 210V211H66ZM78 210V211H77ZM146 210V209H145ZM168 210V209H167ZM175 208H173V210H172V212H171V216H173L172 218L175 220V219H177L176 221H177V223L179 222V223H182V222H184V224H185V221H184V219L183 218H185V217H187L188 218V212L190 211L189 209H188V212H185V211H182L183 213L185 212V215H187V216H184L183 217V213H181V215L179 216L178 214L176 215L175 214ZM201 210V209H200ZM207 210V209H206ZM218 210V209H217ZM216 210V212L218 213L219 212V210L217 211ZM221 210H223V209H221ZM263 210V209H262ZM68 211L69 212H71V213H68ZM77 211V212H76ZM142 211V210H141ZM149 211V210H148ZM155 211V210H154ZM186 211H187V209H186ZM194 211V210H193ZM209 211V208H208V210H207V212ZM210 211H212V208L210 209ZM209 211V212H210ZM214 211V210H213ZM225 211H227V210H225ZM264 211V210H263ZM15 212H18L19 213V215H17ZM68 213V215H66V217L63 215H61V213L63 214H65V213ZM142 212H144V210L142 211ZM158 212H161V211H158ZM214 213V212H212V213H214V214H217V213ZM229 212V211H228ZM228 212H226V213H228ZM27 213V212H26ZM44 213H43V215H44ZM114 213V212H113ZM134 213V214H135ZM176 213H178L177 212V210H176ZM191 213V212H190ZM190 213H189V215H190ZM194 213V212H193ZM198 213V212H197ZM211 213V212H210ZM212 213H211V218H213V215H212ZM230 213V212H229ZM229 213H228V215H229ZM243 213V212H242ZM241 213V214H242ZM264 213V212H263ZM17 216H16V215ZM31 214H32V212H31ZM40 214V213H39ZM41 214H42V212H41ZM40 214V215H41ZM52 214V213H51ZM145 214V216H146V212L144 213ZM161 214V213H160ZM175 214V215H174ZM179 214H180V212H179ZM192 214V213H191ZM199 214V213H198ZM230 214H232V213H230ZM240 214V215H241ZM28 215V214H27ZM35 215V214H34ZM45 215H47V214H45ZM48 215H50V214H48ZM55 215V214H54ZM133 215V214H132ZM142 216H143V214H141ZM152 215H153V213H152ZM159 215V214H158ZM164 215V214H163ZM195 215H196V213H195ZM200 215H201V212H200ZM227 215V216H228ZM234 215H236V214H234ZM233 214H232V216H234ZM264 215V214H263ZM262 215V213H261V215L259 214V216H263ZM36 216V215H35ZM154 216V215H153ZM166 216V215H165ZM170 216V215H169ZM192 216V215H191ZM193 216H194V214H193ZM196 216H198V215H196ZM205 216V215H204ZM210 216V215H209ZM208 216V217H209ZM216 216V215H215ZM219 216L221 217V215L219 214ZM224 215H222V217H223ZM225 216H226V214H225ZM232 216H231V218H232ZM250 216H252V215H250ZM258 216V215H257ZM257 216H256V218H257ZM27 217V216H26ZM25 217V218H26ZM39 217H41V216H38V219H39ZM45 217V216H44ZM52 217V216H51ZM50 217V218H51ZM55 217V216H54ZM69 217H71L70 219H68ZM168 217V216H167ZM183 217V218H182ZM195 217V216H194ZM194 217H191V221H189L190 220V218H188L187 220L189 221V222H192V220L194 219ZM205 217H207V216H205ZM23 218V219H22ZM60 218L58 219V221L60 220ZM66 218L68 219V220H66ZM142 218H145V217H142ZM154 218V217H153ZM163 218V216L161 217V219ZM193 218V219H192ZM195 218H197V219H200V218H202V217H195ZM224 218V217H223ZM235 218V217H234ZM21 219H22V223L20 224V225H15V226H17L19 229H14V227H12V226H10L9 225V223H11V222H16V223H19L18 221H21ZM27 219H28V217H27ZM36 219V218H35ZM47 219V217L45 218V219H42V217H41V222H42V220H46ZM54 219V218H53ZM57 219V218H56ZM131 219L133 220L132 222H131ZM138 219V218H137ZM140 219H141V217H140ZM154 219H156V218H154ZM164 219V218H163ZM205 219H208V218H205ZM215 220H216V217L214 218ZM217 219H218V214H217ZM222 219V218H221ZM220 219V220H221ZM227 219H229V216L227 217ZM227 219H225L226 221H228ZM237 219V218H236ZM244 219V218H243ZM252 219V218H251ZM250 219V220H251ZM254 220H255V218H253ZM258 219H260L259 217H258ZM55 220V219H54ZM152 220V219H151ZM151 220H149L150 222H151ZM158 220V219H157ZM185 220H186V218H185ZM201 220H203V219H201ZM200 220V221H201ZM209 221H210V219H208ZM208 220H206V221H208ZM225 220H221V222H226ZM231 220L232 219H230V222H231ZM260 220H262V218L260 219ZM7 221H8V223H7ZM26 221H29V223L28 222H26ZM36 221V220H35ZM38 221H40V220H38ZM51 221V220H50ZM139 221V220H138ZM142 221V220H141ZM155 221V220H154ZM175 221V222H176ZM187 221V222H188ZM196 221V219L195 220H193V222H195ZM219 221V220H218ZM232 221H234V220H232ZM257 221V220H256ZM48 222V221H47ZM54 221H52V223H53ZM137 222V221H136ZM136 222H133V223H136ZM140 222V221H139ZM159 222V221H158ZM175 222H174V224H175ZM192 222V224H189V223H186L185 224V226L186 225H188L189 224V226L190 225H192L193 226V224H195V223H193ZM242 222V221H241ZM246 222V221H245ZM245 222H242V223H245ZM259 222H261V221H259ZM38 223H40V222H38ZM37 223V224H38ZM46 223V222H45ZM57 223H60V221L59 222H57ZM154 223V222H153ZM197 223H198V220H197ZM201 223V222H200ZM199 223V224H200ZM222 223V224H223ZM233 223V222H232ZM232 223H229L230 224V226H231V224ZM237 223V222H236ZM247 223H249V222H247ZM254 223V222H253ZM256 223V222H255ZM15 224V223H14ZM42 224V223H41ZM47 224V223H46ZM45 224V225H46ZM49 224V223H48ZM47 224V225H48ZM137 224V223H136ZM140 224H141V222H140ZM159 224V223H158ZM197 225V227L199 226L200 227V225ZM203 224V223H202ZM213 224V223H212ZM238 224V223H237ZM241 224V223H240ZM239 224V226H241ZM251 224V223H250ZM260 224V223H259ZM33 225H36V224H34L33 223ZM44 225V226H45ZM46 225V226H47ZM53 225V224H52ZM51 225V226H52ZM55 225H56V223H55ZM54 225V226H55ZM60 225V224H59ZM100 225V226H99ZM138 225H139V223H138ZM138 225H136L137 226V228L140 226H138ZM155 225H156V223H155ZM216 225V224H215ZM244 225V224H243ZM247 224L245 223V226L242 228V226H241V229L240 228H238L237 227V229H238V231L236 230L235 232H233V233H235L234 234V237H233V239H234V242H235V244L237 245V247L235 248V246L236 245H234V247H233V245H232V247L233 248H235V250H237L239 253V256L240 255H242V257L240 258L239 256V258L237 259V257H236V260H235V262L233 263V264H264V224L262 225V226H256V225H254V224H252V225H250V226H246ZM257 225H258V223H257ZM20 226V227H19ZM38 226H39V224H38ZM88 226L89 227H92V230H93V227L94 226H96V227H98V229H94V231L92 232V231H90V232H92L91 234H89V235H85L86 237L83 239V240H80V238H79V242H77L76 241V243H74V244H67V245H65V246H61V244H59V243H63V244H66V243H64L65 241L67 242V241H69V240H71L70 239V237L71 236H75V238H77L76 236H78L77 234H79V232H82V230H84V232H85V230L87 231V228H88ZM132 226V225H131ZM157 226V225H156ZM178 226H180L179 224H178ZM177 226V227H178ZM181 226H183V224H181ZM181 226L178 228L179 230V233H180V230H182L181 229ZM185 226L183 227V229H186L185 228ZM188 226V227H189ZM223 226H225V225H222V228L221 229H224V227ZM227 226H229V225H227ZM230 226L228 227V229H226V231H224V235H225V237H228L229 236V234H231V233H229V228H230ZM16 227V228H17ZM28 227V228H27ZM33 227V226H32ZM36 227H37V225H36ZM43 227V226H42ZM50 227V226H49ZM55 227H57V226H55ZM87 227V228H86ZM135 226L133 225V228H134ZM142 227V226H141ZM187 227V226H186ZM195 227V226H194ZM35 228V227H34ZM38 228V227H37ZM59 228V227H58ZM84 228H86V229H84ZM145 228V227H144ZM193 228V227H192ZM192 228H190V230L192 229ZM51 229H52V227H51ZM60 229V228H59ZM151 229V228H150ZM195 229H196V227H195ZM198 230L197 231H199L200 229L199 228H197ZM38 231L37 232H39V230L40 229H37ZM91 230V229H90ZM139 230V229H138ZM188 230H189V228H188ZM187 230V231H188ZM189 230V231H190ZM220 230V229H219ZM229 230V231H228ZM234 230V229H233ZM55 231V230H54ZM137 231V230H136ZM144 231V230H143ZM177 231V230H176ZM184 231V233L186 232V230H183ZM183 231H181L182 233H183ZM193 231V230H192ZM232 231V230H231ZM230 231V232H231ZM29 232H31V233H29ZM84 232H83V234H84ZM88 232H89V230H88ZM138 232V231H137ZM194 232H196V230L194 231ZM32 233H33V235H32ZM39 233H41V232H39ZM86 233V232H85ZM127 233V234H126ZM136 233V232H135ZM187 233V232H186ZM199 233H200V231H199ZM223 233V232H222ZM48 234H50L49 236L50 237H52L53 239H51L50 237H48V236H46V235H48ZM82 234V233H81ZM82 234V235H83ZM138 234V233H137ZM193 234V233H192ZM192 234L191 233H188L186 236H188V235H190V236H192ZM196 234V233H195ZM195 234H193V235H195ZM204 234V233H203ZM134 235V234H133ZM175 235L176 236H178L177 235V233H175ZM182 235V234H181ZM185 235V234H184ZM183 235V236H184ZM231 235H233V234H231ZM33 236V237H32ZM73 236V237H74ZM174 236V235H173ZM176 236H174V237H176ZM186 236H185V238H186ZM190 236H188V240H190L191 238H194L195 236H192V237H190ZM31 237V238H30ZM73 237H72V239H73ZM84 237V236H83ZM82 237V238H83ZM147 237V239H146V241H145V238ZM178 237H180V236H178ZM189 237H190V239H189ZM224 237V238H225ZM65 239V241H58V239ZM74 238V239H75ZM228 238H230V237H228ZM73 239V240H74ZM154 239V241H152V242H154V243H151L150 242V240H153ZM177 241L180 239H178V238H175ZM175 239H173V240H175ZM182 239V238H181ZM227 239V238H226ZM53 240V241H52ZM76 240V239H75ZM172 240V241H173ZM186 240H187V238H186ZM185 239H184V241H186ZM72 241V240H71ZM70 241V242H71ZM127 241H129V243H128V246L126 245L127 243ZM171 241V242H172ZM180 241V240H179ZM182 241H183V239H182ZM183 241V242H184ZM73 242V241H72ZM150 242V243H149ZM188 242V241H187ZM192 242V240L191 241H189V243H191ZM195 242V241H194ZM68 243V242H67ZM170 243V242H169ZM188 243V245H186V243H185V245H186V247L190 250V251H195L193 248V250H191V247L193 246V244H189ZM166 244H168V243H166ZM166 244H165V246H166ZM163 245H164V243H163ZM169 245V244H168ZM181 245H182V247H183V245H184V243L182 244L181 243ZM184 245V246H185ZM190 245H191V247H190ZM207 245V244H206ZM157 246L155 245H153V248H156ZM159 248L161 247V246H158ZM157 247V248H158ZM163 247V246H162ZM167 247H169V246H167ZM171 247V246H170ZM169 247V248H170ZM172 247H174V246H172ZM175 247H177V246H175ZM194 248L196 247V246H193ZM126 248V250H124ZM152 248V249H153ZM165 248V247H164ZM169 248H167V249H169ZM180 248V246L178 247V249ZM238 248V249H237ZM162 249V248H161ZM166 249V248H165ZM167 249L166 250H164V251H166L167 252ZM171 249V248H170ZM169 249V250H170ZM183 249H186V248H183ZM187 249V250H188ZM196 249V248H195ZM124 250V252L123 253H120V252H122ZM144 250V249H143ZM142 250V256H144V254H143V252H145V250L143 251ZM156 250H158V249H156ZM163 250V249H162ZM182 250V249H181ZM171 251V250H170ZM169 251V252H170ZM174 251V250H173ZM173 251L171 252V253H173ZM180 251V250H179ZM178 251V252H179ZM236 251V252H237ZM163 252V251H162ZM166 252H163V253H161V252H151L153 255L152 256H150L151 258H153V256H154V259H152V260H155V262L157 263V264H159L161 261H162V259H163V255L164 256H166ZM168 252V254H170ZM133 253V254H132ZM146 253V252H145ZM150 252H148V254H149ZM151 253L149 254V255H151ZM177 253V252H176ZM175 253V254H176ZM180 253L181 254H183L184 255V253H186L185 251H184V253H183V251L181 252L180 251ZM167 254V255H168ZM174 254V253H173ZM177 254H179V253H177ZM180 254V255H181ZM190 254V253H189ZM237 254V253H236ZM50 255V256H49ZM186 255V254H185ZM185 255L183 256V257H185ZM188 255V254H187ZM47 256V257H46ZM141 256V257H142ZM146 256V255H145ZM145 256H144V258H145ZM44 257H46V258H44ZM129 258V259H130ZM151 258H149L150 260H151ZM167 258V257H166ZM179 258V257H178ZM186 258V257H185ZM184 258V259H185ZM128 259V258H127ZM128 259V260H129ZM145 259H147V257L145 258ZM187 259V258H186ZM234 259V258H233ZM43 261V263H41L42 261ZM141 260V259H140ZM142 260L143 261H141L142 262V264H143V262L144 261H146V260H144L143 258H142ZM178 261H179V259H177ZM167 261V260H166ZM129 262V261H128ZM131 262V261H130ZM148 262H149V260H148ZM154 262V261H153ZM182 262V261H181ZM139 263V262H138ZM145 263V262H144ZM126 264H128V263H126ZM131 264V263H130ZM149 264V263H148ZM150 264H152V263H150ZM155 264V263H154ZM165 264V263H164ZM232 264V263H231Z\"/></svg>",
  "mask_w": 264,
  "mask_h": 264
},
{
  "label": "rangeland",
  "instance_id": "rangeland-1",
  "mask_svg": "<svg viewBox=\"0 0 264 264\" xmlns=\"http://www.w3.org/2000/svg\"><path fill=\"white\" fill-rule=\"evenodd\" d=\"M1 2H0V11H1V8L3 9L4 7H5V5H6V3H7V1L8 0H3L4 2H6L5 3V5H3L2 3H3V1L2 0H0ZM252 3V4H251ZM139 4H137L136 6H134V5H130L129 7V11H127V12H125V16L127 15V18L126 17H124V15H123V17L121 16L120 18L123 20H120V18H118L119 20H114L113 22H112V24L113 25H122V27L123 28H126V31H122V32H118L119 34H123L124 32L126 33H136V35L137 34H140V33H142L143 31H145L146 30V32H144V33H142V34H140L141 36H143V38L145 39V38H147V39H145V41H147V46H148V50H149V53L151 54V55H153L152 57L153 58H151L149 61H152V62H150L151 64L153 63V65L154 66H156V67H154V69H152V71H150L151 69H146V68H149V67H146V66H143V65H141V67H139L138 69L139 70H137L136 71V69H135V73H136V75L133 73V68L130 70L129 69V71L128 70H126V69H128L129 68V66H130V61H129V58H127L126 56H128L127 54L129 53V52H131L132 50L130 49V45H128V44H125L124 46H122V44H119L118 45V43H115V44H117V45H115L113 42H112V44H111V42H105V40H103L102 38V36H104L103 34H101V31L102 30H100L101 29V22H97V19H96V21H95V19H93V16H95V17H98V15L99 16H102V15H105L106 14V12H103V11H101V10H95V9H85V8H87V7H85V6H79V5H69V6H67L64 10H65V14L63 15V16H60V17H58L57 19H59V21L57 22V24L55 25V24H52V25H50V26H52V27H50V28H48L47 30V32H44V33H39V34H34V36L33 37H37V38H46V37H56L55 39H51L52 40V43H51V40H48V41H40V42H37V43H33V44H31L30 46H34V47H45L46 49L48 48V51H49V53H51V55L50 54H47L48 55V57H49V59H50V57H51V59L50 60H52V62H56V64L57 63H60V64H63V63H66V64H68V65H70V66H72L73 65V67H76V68H79V66H80V69L82 68V65H83V67L84 68H86V69H82V71H84L85 70V72H88V74H90V75H92L91 73H92V71L93 70H95L94 68L95 67H92L93 65H91L90 63H92V64H96L98 67H101L102 68V70L104 69V71H103V73H102V75L101 74H99V73H97V72H93V76H92V80H91V84L93 85V87H94V89H97V87H100L101 86V84L103 83V82H105L104 84H106L107 82V85H104V84H102V86L101 87H103V88H101V89H97L96 91H95V94H99V93H101V94H103V92H104V94L103 95H99L100 97H98L99 99H97V97L96 96H94L93 95V99L91 98V100H90V102H89V105H91V106H88V108L86 109V111H87V114H86V116L88 117H85V119L84 120H86L87 122H85V127H83L79 132H76V134H74L73 136H69V137H64V141L62 140V139H60V140H58V139H53V138H51V136H50V131L49 130H47L46 128L48 127V124L47 125H43V127L41 128V127H38V126H34L33 124H37L38 125V122L36 123V122H33L32 124H30L29 126L30 127H28L27 129H26V134L27 135H29V133H31L32 131V134H30L29 136H27V141H26V144L24 145V148L26 149H24L23 150V147L21 148V150L23 151V153H22V151L21 150H19L20 152H17V155H13V159L11 158H8V159H10V160H12V163L7 159H4L3 161H4V163H5V160H6V164L4 165L3 164V161L1 160L0 161V163L2 162V165H1V167H0V177L3 175V170L4 169H6L5 171H4V174L9 170V169H11L12 167H15L16 165H18L19 163V165H21L22 164V166L24 165V167H25V169H23V170H25V172H28V174H26V176L28 177V175H31V174H33V176L35 175H37L36 176V179H43V176L44 177H46V179L48 178V176L49 175H47L48 173H49V170H48V167H50L49 166V164L48 165H46V164H43L46 160V158H47V162H48V160L49 159H51V160H53V161H51V160H49V163H51L52 165L54 164L55 165V159L57 160V158H59V157H57V155L58 156H60L61 155V157L62 156H64V155H67L69 152V154H71V153H73L74 151V149H73V147L74 146H77V145H81V146H83V148H81L82 149V151L84 150V151H91L93 148H94V146L96 147V145L97 144H99L100 142H101V140H99V139H97L99 136H101V139L104 137L105 138V135H107L106 137H108V136H110L111 135V133L113 132V125H114V129H115V127H116V123L117 122H119V120L121 119V117L122 118H124V115L122 116V114L124 113V110H125V113H127L128 112V110H129V108L128 107H130L131 105H132V102H134V103H137V98H138V102H140L141 101V103L143 102V101H147L146 103L148 104V105H146V103L145 102H143L142 103V106L141 107H139L138 108V110H133V111H130V116H128L127 115V117L128 118H135L136 117V119H137V117H138V120H140L139 118L140 117H142L141 118V120H140V124H138L137 125V130H139L140 129V131H137L136 133H137V135L135 134V139L133 140V144H132V146H131V150H132V152L133 151H137V150H141L140 148H141V146L142 145H140V143L141 142H144V139H146L147 137H149V138H147V139H150L151 140V142H153V141H155L156 140V136H158V133L157 132H159V131H161L162 129L161 128H163V127H165V128H167V129H172V135L171 136H173V134L176 136L177 135V133L179 134V133H183L184 131H190L189 129H190V127L192 126V127H195L196 128V123L197 122H199V121H201V119L203 120V119H207V120H205V124L204 123H202V125H201V127L200 126H198V127H200L199 129L197 128L196 130H194V128H193V131L195 132L196 131V133H194L193 131H191V132H188L189 134L187 135H185L184 137H181L180 135H177V136H180V138H182V140H180V143L179 142H176L175 144H177L178 145V147H177V145H175L174 147V149L172 150V152H171V155L169 154V157H167V159L166 160H164V162H162L163 163V165H162V169H160V171L161 172H159L158 174L159 175H161L160 177H162V175H163V179L162 178H160L159 177V175H157V176H155L154 178V182H151V184L152 185H150V187H149V190L150 191H148V192H151V194L153 193L152 191H156L155 193H153V195L155 196V198H153L154 196L153 195H151V197L154 199V200H152V198L150 197V196H148V195H146L145 197L144 196H141V199L139 198V200L137 201V204H135V209L133 208V209H131V211L132 212H130V213H132L131 214V216H132V218L134 217V216H136L137 214V208L138 209H140V206L142 207V205H140V203L142 204V202L144 203L145 201V203L143 204L144 206H145V209H144V206L140 209V213L138 212V215H137V218L136 217H134L135 219H131V222L133 221V222H136V223H131V225H129L127 228H129V229H127V230H125V232H127L128 233V235H129V232H130V235H131V233H132V236L131 237H129V240H131L132 239V237L134 238V237H140V239H141V237L145 234V232H147V229L149 230L148 232L149 233H147L148 234V236H149V234H152L153 233V235H155L158 231H159V227L161 226V224L160 223H163V221L164 220H167L168 219V221H170L169 223H172L173 225H172V227H173V230H175V232L173 231L172 233V236L169 238L170 240H168L169 242H167L166 241V243H168V244H166L165 242H163L164 243V245H163V243H160V244H158V243H156V244H151L152 246L150 247L149 245L145 248V247H143V246H141L140 248H138L137 249V252L135 253V255H133V259L132 258H130V257H132V255H130V257H129V255L127 256V258L129 259H127L126 258V263H128V264H142V262L141 261H143L142 260V258L144 259V260H146V261H144L143 262V264H150V263H152V264H157L156 262H155V260H152V259H154V256H153V258H151L150 256H152L155 252H161V253H163V252H166V251H164V250H166L167 248H169L170 246V250L169 249H167V252H166V256H164L163 255V259H162V261L159 263V264H233L234 262H235V260H236V257H237V259L241 256L242 257V255H240L239 256V252L237 251V250H235V248L237 247V245L235 244V242H234V239H233V237H234V234L236 233L235 231L237 230L238 231V229H237V227L238 228H240L241 229V226H242V228L245 226V223L247 224L246 226H250V225H252V224H254V225H256V226H262L263 224H264V208H262L264 205V151H261V145H259L260 143L262 144L263 142H264V112H262V107L261 106H259L258 104L260 103V102H262V100H264L263 98H264V94H263V97L262 96H260L261 97V99L262 100H260V99H258V98H260V97H255V99L253 98V99H249L245 104H244V101H242L240 98H242L244 95H245V93H246V91L248 92L249 90H251L252 89V87L253 86H257L256 84H260L262 81H264V0H250V4H249V6L250 7H253L255 10H256V12H255V17L258 19V21L253 25V23L252 24H250L248 27H249V29L247 28L246 30H247V33L249 34V37L246 35H244L245 33H246V30H245V33H243V35H244V40H243V37H242V35L240 36L241 38H242V40L243 41H245L246 40V43H247V45H250V46H248L247 47V45H246V43H245V49H243V50H240L238 53H237V51H231L230 49H232L231 47L228 49V48H226V47H224V46H222V47H220L219 49L222 51H220V50H218L217 52L219 53H216V52H210L209 54L210 55H208V57H207V59L204 61L203 60V63L200 61V62H197V64H196V66H198V67H196L195 65V67L194 66H192L190 69H188L184 74L186 75H184L183 73H180V75H176V77L174 78L173 76H172V74L171 73H173L171 70L174 68V66L176 65V63L174 64V61L176 62V60L178 59L177 58V55H179L180 53H181V51H183L184 50V43H185V45H186V43L188 44V42H189V40L191 39L190 38V36L192 35L191 34V32H189V31H187V26L186 25H184V29H178L177 28V25H179V23H177V22H179V21H182L180 18H176V17H174L173 15H171V14H168V12H165V11H163V12H157V11H155V12H146L145 13V11H142V10H144L145 9V7H147L146 5H142V4H140V5H142L141 7H140V5L138 6ZM154 5V4H153ZM152 5V7H156L157 5L158 6H160L159 4H155L154 6ZM2 6V7H1ZM4 6V7H3ZM132 6H134L135 8H136V10H137V8L139 9V10H134L135 8L134 7H132ZM8 7V5L5 7V8H7ZM144 9H143V8ZM76 8V9H75ZM134 8V9H133ZM141 8V9H140ZM8 9V8H7ZM6 9V10H7ZM130 9H131V11H130ZM6 10H4V11H6ZM84 10V11H83ZM141 10V11H140ZM139 11V12H138ZM69 12V13H68ZM133 12V13H132ZM259 12V13H258ZM4 13H6V12H4ZM2 11L0 12V21H1V23H2V20H5V18H8L6 15L7 14H4ZM78 13V14H77ZM132 13V14H131ZM135 13V14H134ZM149 13H152L151 15L149 14ZM157 13V14H156ZM163 13V14H162ZM165 13V14H164ZM167 13V14H166ZM131 16H130V15ZM146 14V15H145ZM149 14V15H148ZM162 14V15H161ZM258 14V17L256 16ZM4 17H3V16ZM67 15V16H66ZM69 15V16H68ZM72 15H74V17L72 16ZM77 15V16H76ZM133 15V16H132ZM160 17H159V16ZM167 15V16H166ZM173 17V18H175V20H173V18L171 19V17ZM129 16V17H128ZM144 16V17H143ZM168 16L170 17L169 19H167L168 18ZM62 17V18H61ZM131 17V18H130ZM124 18V19H123ZM92 19V20H91ZM131 19V20H130ZM133 19V20H132ZM143 19V20H142ZM178 19V20H177ZM140 20H142V22L140 21ZM157 20V21H156ZM177 20V21H176ZM98 21H100V20H98ZM124 22V23H121L120 24V22ZM151 21V22H150ZM155 21H156V23H155ZM159 21V23H157ZM160 21H161V23H160ZM174 21V22H173ZM184 21V20H183ZM145 22V23H144ZM150 24V26H152L153 27V29H152V27H149V24ZM163 22H164V24H163ZM171 22V23H170ZM185 22V21H184ZM260 24H259V23ZM99 23V24H98ZM116 23H119V24H116ZM136 23V24H135ZM147 23V24H146ZM152 23H154L155 25H158V27H156L154 24H152ZM172 23H173V25H172ZM176 23V24H175ZM258 23V24H257ZM138 24V25H137ZM142 24V25H141ZM152 24V25H151ZM161 24V25H160ZM185 24H186V22H185ZM262 24V25H261ZM53 25H55V26H53ZM58 25H59V27H58ZM133 27L134 25L136 26H134L133 28H130L131 26ZM144 25V26H143ZM159 25H160V27L161 26H163L164 28L166 27V28H169V29H167L166 30V32L164 33V34H162L165 30H158V34L160 35V33H161V36H160V38H162V37H164L165 35H166V37H165V40H168L169 38H171V39H169L168 41H169V43L170 44H168L169 46H166L167 47V49H166V47H164V49L162 48V45L161 44H159L160 43V39L158 38L157 39V37H159V35L158 34H156L155 33V28H159ZM166 25V26H165ZM252 25H253V27L255 28H253L252 27ZM256 25H259L258 27L256 26ZM125 26V27H124ZM127 26V27H126ZM146 26H148V27H146ZM262 28H261V27ZM53 27H55V29L53 28ZM139 27H140V29H139ZM145 28V30H144V28ZM163 27H161V28H163ZM127 28H128V31H127ZM149 28V29H148ZM165 28V29H166ZM256 28H257V30H260V31H257L256 30ZM98 29L100 30V31H98ZM142 29V31L140 32V30ZM151 29V30H150ZM135 30V31H134ZM137 30V31H136ZM179 30V31H178ZM248 30H255L256 31V33H255V31H254V34H256V37H255V35H254V37H251V36H253V35H251L250 33V31H248ZM140 33H139V32ZM148 31H150V33H153L152 35L151 34H149V32ZM152 31V32H151ZM154 31V32H153ZM160 31V32H159ZM168 31H170L169 33H168ZM173 31V32H172ZM175 31V32H174ZM177 31V32H176ZM181 31H185V32H187V34L186 33H183V32H181ZM41 32H43V31H41ZM148 32V33H147ZM183 33V34H180V35H183L182 37H180V35H179V33ZM190 33V35H189V33ZM117 33V34H118ZM133 33V34H134ZM146 33L147 34H149L151 37H149V35L147 36L146 35ZM154 33H155V37H156V39L154 40V39H152L153 38V36H154ZM171 33H175V34H173V36L176 38V41L174 40V42H175V44H174V42H173V40H172V34ZM246 33V34H247ZM52 34V35H51ZM144 34V35H143ZM168 34H170V36L168 35ZM178 36H177V35ZM36 35V36H35ZM38 35V36H37ZM135 35V34H134ZM158 35V36H157ZM189 35V36H188ZM40 36V37H39ZM140 36V37H141ZM58 37H60V38H63L64 40H58ZM179 37L181 38V40L179 39ZM249 38V40L248 39H246V38ZM98 38V39H97ZM150 38V39H149ZM184 39V41H183V39ZM187 38V39H186ZM255 38V39H254ZM68 39H70L69 40V42L67 41ZM152 39V43H150L151 40ZM163 39V38H162ZM251 39V40H250ZM153 40L155 41V42H153ZM159 40V43L157 42ZM178 40H180V42H178ZM148 41H150V42H148ZM243 41H242V43H243ZM251 41V43H249ZM252 41H253V43H252ZM62 42V43H61ZM104 42V43H103ZM182 42V43H181ZM184 42V43H183ZM258 42V43H257ZM42 43V44H41ZM49 43V44H48ZM54 43V44H53ZM172 43V44H171ZM178 43V44H177ZM179 43H181V44H179ZM262 43V44H261ZM50 44H52V45H50ZM158 44V45H157ZM154 45V46H153ZM156 45V46H155ZM161 47H160V46ZM178 45H180V46H178ZM30 46H28V47H30ZM70 46V47H69ZM72 46V47H71ZM153 46V47H152ZM157 46H159V48L157 49ZM173 48H171V47ZM61 47H64V48H75V49H83V50H85L84 48H86V52H88V54L89 55H92V56H89L88 54L86 55V56H89V57H87V58H84L83 60H86L87 59V61H88V64H90V65H88V64H86V66H84V64L82 63V64H79V66H77L78 65V61L75 59V58H70V59H63V58H61L60 56H57L56 54L58 53L57 51H58V49H61ZM120 47V48H119ZM123 47V48H122ZM129 47V48H128ZM177 47H178V49H177ZM93 49V51L91 50V49ZM121 48H122V50L123 49H128L127 51H129V52H127V51H125V50H123V51H125V52H123L122 50H121ZM153 48H155V49H153ZM163 50H162V49ZM176 48V50H174ZM88 49H89V51H88ZM161 49V50H160ZM182 49V50H181ZM223 49V50H222ZM91 50V51H90ZM97 51V53L95 52V51ZM100 50V51H99ZM121 50V51H120ZM157 50L159 51H161V53H160V51L159 52H157ZM164 50H165V52H164ZM227 50H229V51H231L230 53H229V51H227ZM153 51H155V53L156 54H154V52ZM170 51H172V52H170ZM220 51V52H219ZM255 51V52H254ZM54 52V53H53ZM92 52V53H91ZM101 52H102V54H101ZM120 52H121V54H120ZM169 52V53H168ZM178 52V53H177ZM227 52V53H226ZM233 52H235V53H233ZM100 53V54H99ZM123 53V54H122ZM173 53V54H172ZM212 53H213V55H212ZM222 53V54H221ZM3 53H0V55H2ZM54 54V55H53ZM95 54V55H94ZM158 54H160V55H158ZM170 54V55H169ZM215 54V55H214ZM46 55V56H47ZM93 55H94V57H97V60H95V59H93ZM99 55V56H98ZM121 55V56H120ZM126 55V56H125ZM165 55H166V57L168 56L169 57V59H168V57L166 58L165 57ZM172 55V56H171ZM45 55H44V57H46ZM124 56L126 57V59L124 58ZM161 56H163V57H161ZM176 56V57H175ZM212 58H211V57ZM215 56V57H214ZM221 56V57H220ZM47 57V58H48ZM54 57V58H53ZM57 59H56V58ZM60 57V58H59ZM92 57V60H90V58ZM98 57H99V59H98ZM104 57V58H103ZM119 57H121V58H123V59H120ZM160 59H159V58ZM210 57V58H209ZM177 58V59H176ZM216 58H218V59H216ZM13 59L14 60H17L16 58H10L9 59V57H7V58H3V60H0V62L2 63V62H9V61H13ZM61 59V60H60ZM90 60V62H89V60ZM125 59V60H124ZM128 59V60H127ZM155 61V62H157V64L155 65L154 64V62H153V60ZM157 59V60H156ZM165 59V60H164ZM175 59V60H174ZM209 59H212V60H209ZM226 59V60H225ZM6 60H8V61H6ZM58 60V61H57ZM95 61V63H94V61ZM98 60L101 62H99L98 63ZM101 60H103V62L101 61ZM120 60V61H119ZM127 60V61H126ZM219 60V61H218ZM60 61V62H59ZM76 61V62H75ZM87 61H84V63H87ZM124 61H125V63H124ZM160 61V62H159ZM173 61V62H172ZM214 61V62H213ZM223 61V62H222ZM236 61V62H235ZM257 61V62H256ZM63 62V63H62ZM97 62V63H96ZM106 62V63H105ZM163 62V63H162ZM172 62V63H171ZM183 63H185V61H182ZM210 62V63H209ZM0 63V64H1ZM71 63V64H70ZM79 63H81L80 61H79ZM105 64V66H104V64ZM213 63V64H212ZM246 63V64H245ZM74 64L76 65V66H74ZM101 64H103V65H101ZM160 64V65H159ZM169 64H171L172 65V67L169 65ZM174 64V65H173ZM229 64V65H228ZM257 64V65H256ZM101 65V66H100ZM123 65V66H122ZM125 65V66H124ZM127 65V66H126ZM158 65H159V67H161V68H157L158 67ZM170 66V68H171V70H170V68H169V66ZM242 65V66H241ZM1 67H0V70L3 72V74H5V73H7V71L9 72V70H10V67H8L7 68V66H4L3 64L2 65H0ZM4 66V67H3ZM104 66V67H103ZM117 66V67H116ZM120 66V67H119ZM134 66V65H133ZM132 66V67H133ZM219 66V67H218ZM60 67V66H59ZM107 67V68H106ZM124 67V68H123ZM165 67V68H164ZM202 67V68H201ZM214 67L215 68H217V69H214ZM256 67V68H255ZM262 67H263V69H262ZM4 68H7V69H4ZM119 68V69H118ZM169 68V71L167 72L166 70ZM177 68V67H176ZM176 68H174V70L176 69ZM201 68V69H200ZM212 68V69H211ZM249 68V69H248ZM251 68V69H250ZM255 68V69H254ZM4 69V70H3ZM9 69V70H8ZM49 69V68H48ZM89 71H88V70ZM105 69H107L106 71H105ZM112 70V72H110L111 70ZM115 69V70H114ZM117 69V70H116ZM163 69V70H162ZM166 69V70H165ZM193 69V70H192ZM214 69V70H213ZM246 69V70H245ZM254 69V70H253ZM55 70V68H53V70L51 69L50 71H52V73H53V71ZM114 70V71H113ZM123 70V71H122ZM125 70H126V72H125ZM144 70V71H143ZM148 70V71H147ZM154 70V71H153ZM212 70V71H211ZM5 71V72H4ZM61 72V74H68V76L71 78V77H74V78H77L76 77V75H74L73 74V76H71V74H70V72H67V71H65V70H61V69H56L55 71H54V74L52 75V76H48L47 77V79H49V80H44L45 82H47V81H51L52 82V85H51V87L53 88V83H54V86H55V88H57L58 89V91H57V89H55L54 88V90H55V92H54V96H52L53 97V99H54V97H56L55 99H56V102L57 101H60V102H66V100H68V104H70L71 102H70V99L72 98L73 99V96L71 97V95H72V93H69V90H70V88L68 89V87H69V85H67V83H66V85L68 86H66L64 83L65 82H63V81H60V79H58L56 76H54V75H57L58 73L57 72ZM63 71V72H62ZM96 71V70H95ZM118 71V72H117ZM131 71V72H130ZM146 71H147V73L149 74V76H148V74L146 73ZM150 71V72H149ZM159 71H163V72H167L168 74H164L163 72L161 73V72H159ZM210 73H209V72ZM246 71V72H245ZM89 72H91V73H89ZM102 72V71H101ZM127 72H129V73H127ZM153 74H152V73ZM195 72V73H194ZM197 72V73H196ZM227 72V73H226ZM105 73V75H107V76H105V75H103ZM111 73H114V74H112V75H110ZM116 73V74H115ZM130 73L131 74H133V76L132 75H130ZM187 73V74H186ZM205 73V74H204ZM240 73V74H239ZM124 76H123V75ZM129 74V75H128ZM147 76H146V75ZM159 74V75H158ZM163 74V75H162ZM208 74H210V75H208ZM259 74V75H258ZM97 75H101V76H104V81L102 80V78L103 77H100L99 78V76L98 77H96ZM110 75V76H109ZM141 75H142V77H141ZM151 75V76H150ZM160 75L162 76V78L163 77H165V78H161L162 79V81L160 82V80L161 79H159L160 78ZM171 75V76H170ZM184 75V76H183ZM204 75V76H203ZM208 75V76H207ZM254 76V77H253ZM50 77H51V79H50ZM56 77V78H55ZM95 77H96V79H95ZM125 79H124V78ZM141 77V78H140ZM145 77V78H144ZM149 77V78H148ZM155 77V78H154ZM159 77V78H158ZM172 79H171V78ZM239 77V78H238ZM74 78H72V79H74ZM180 78V79H179ZM186 78V79H185ZM95 80V82H93L94 80ZM99 79L102 81H99ZM105 79L107 80V81H105ZM108 79H111V80H108ZM157 79V80H156ZM174 79V80H173ZM191 79V80H190ZM232 79V80H231ZM144 80V81H143ZM156 80V81H155ZM167 80H169V82L167 81ZM173 80V81H172ZM201 80H203V81H201ZM212 80V81H211ZM215 80V81H214ZM227 80V81H226ZM246 80V81H245ZM252 80V81H251ZM111 81V82H110ZM147 81V82H146ZM153 81V82H152ZM165 81H167L166 83H165ZM50 82V83H51ZM58 82H59V84H58ZM101 82V83H100ZM157 82V83H156ZM163 82V83H162ZM177 82V83H176ZM199 82V83H198ZM213 82V83H212ZM224 82V83H223ZM238 82V83H237ZM258 82V83H257ZM47 83H49V82H47ZM49 83V84H50ZM97 83V84H96ZM100 84V86H99V84ZM150 83H154V84H151L150 85ZM160 83V84H159ZM173 83V84H172ZM175 83V84H174ZM204 83V84H203ZM240 83V84H239ZM110 84V85H109ZM135 84V85H134ZM137 84V85H136ZM149 84V85H148ZM159 84V85H158ZM179 84V85H178ZM237 84V85H236ZM250 84V85H249ZM255 84V85H254ZM97 86V87H95V86ZM104 85V86H103ZM108 85H109V87H108ZM145 85H146V88H145ZM155 87H154V86ZM157 85V86H156ZM162 85H164L163 87H162ZM242 85V86H241ZM108 87V89L106 88V87ZM148 86V87H147ZM154 88H153V87ZM160 86V89L158 88ZM165 86H166V88H165ZM168 86V87H167ZM77 87V86H76ZM134 87V88H133ZM143 87V88H142ZM149 87H151V88H149ZM205 87V88H204ZM235 87V88H234ZM104 88H105V90H104ZM176 88V89H175ZM254 88V87H253ZM263 88V87H262ZM64 89V90H63ZM141 89H146V91H144V90H141ZM148 89H149V91H151L152 89H153V91H151V92H149L148 91ZM151 89V90H150ZM174 89V90H173ZM62 90V91H61ZM103 90V91H102ZM131 90V91H130ZM162 92H161V91ZM200 90V91H199ZM240 90V91H239ZM245 90V91H244ZM57 91V92H56ZM98 91V92H97ZM141 91V92H140ZM157 91V92H156ZM229 91V92H228ZM233 91V92H232ZM264 91V90H263ZM60 92H63V94L62 93H60ZM64 92H66L65 94H64ZM146 92H148V93H146ZM154 92V93H153ZM161 92V93H160ZM241 92H244V93H241ZM138 93V94H137ZM143 95H142V94ZM166 93V94H165ZM207 93V94H206ZM226 93V94H225ZM240 93V94H239ZM262 93V92H261ZM146 94V95H145ZM152 94H153V97H152ZM236 94V95H235ZM147 95H148V98H147ZM158 95V96H157ZM206 95V96H205ZM230 95V96H229ZM239 95V96H238ZM260 95V94H259ZM58 96V97H57ZM66 96V97H65ZM137 96V98H133V97H136ZM141 96H143V97H141ZM145 96V97H144ZM151 96V97H150ZM212 96V97H211ZM237 98H236V97ZM65 97V98H64ZM71 97V98H70ZM94 97L97 99V101L94 99ZM123 97V98H122ZM141 97V98H140ZM155 97V98H154ZM157 97V98H156ZM162 97V98H161ZM163 97H164V99H163ZM209 97V98H208ZM230 97V98H229ZM146 98V100H144V99ZM152 98V99H151ZM154 98V99H153ZM185 98V99H184ZM196 98V99H195ZM206 98V99H205ZM52 99V100H53ZM54 99V100H55ZM58 99V100H57ZM64 99H66L65 101H64ZM131 99L133 100V101H131ZM141 99V100H140ZM148 99V100H147ZM160 99V100H159ZM203 99V100H202ZM205 99V100H204ZM208 99V100H207ZM122 100H123V102H122ZM143 100V101H142ZM167 100V101H166ZM239 100V101H238ZM240 100L242 101V103L240 102ZM72 101V100H71ZM94 101H96L95 103L96 104H94ZM130 101V102H129ZM157 101V102H156ZM164 101V102H163ZM205 101V102H204ZM257 101H259V102H257ZM53 102H55V101H53ZM73 102V101H72ZM122 102V103H121ZM151 102V103H150ZM239 102V103H238ZM252 102V103H251ZM130 103H131V105H130ZM154 103V104H153ZM157 103V104H156ZM230 103H232V104H230ZM254 103V104H253ZM256 103H257V105H256ZM72 104V103H71ZM92 104H94V106L92 105ZM127 104H129V105H127ZM149 104L150 105H152L153 106V108H152V106H149ZM187 104V105H186ZM239 104H241V105H239ZM243 104V105H242ZM248 104V105H247ZM244 105H245V108H244ZM125 106H127V108L125 107ZM146 106V107H145ZM147 106H149V108L147 107ZM241 106V107H240ZM248 106V107H247ZM256 106V107H255ZM90 107H92V109L90 108ZM145 107V108H144ZM179 107V108H178ZM183 107V108H182ZM246 107H247V109H246ZM125 108V109H124ZM152 108V109H151ZM191 108V109H190ZM139 109H141V111H143L144 112V109H145V112H147V113H145V115L146 116H144L143 115V113L139 110ZM146 109L148 110V111H146ZM150 110V111H149ZM239 110H240V112H239ZM66 111V107L65 106H60V107H57V109L55 110V113L57 114V115H55L54 116V114L53 115H45V117L47 118H44V120L46 121L47 120V122H48V120L49 121H52L53 120V118L55 119V118H59V116H61L64 112ZM85 111V112H86ZM91 112V113H90ZM136 113L137 115H138V113L139 112H141V114L139 113V115H143V116H135V114H133V113ZM138 112V113H137ZM179 112V113H178ZM90 113V114H89ZM118 113H121L120 115L118 114ZM153 113V114H152ZM177 113V114H176ZM200 113V114H199ZM204 113V114H203ZM91 115L90 116V119H89V115ZM116 115V116H115ZM132 115H134L133 117H132ZM148 115V116H147ZM200 115L202 116L201 117V119H200ZM0 121H4L3 123H2V125H4V127H5V124L4 123H6L7 121V119L5 120V118H4V116H2V113L0 112ZM48 116V117H47ZM208 116V117H207ZM3 117V118H2ZM119 117V118H118ZM146 117V118H145ZM163 117V118H162ZM255 117V118H254ZM50 118V119H49ZM117 118V119H116ZM131 118H130V120H131ZM134 118L132 119V120H134ZM258 118H259V120H258ZM4 119V120H3ZM89 119V120H88ZM116 120V123H115V120ZM127 119V118H126ZM178 119V120H177ZM194 119V120H193ZM129 120V119H128ZM144 120V121H143ZM255 120V121H254ZM192 121V122H191ZM195 123H194V122ZM242 121V122H241ZM163 122V123H162ZM96 123V124H95ZM194 123V124H193ZM238 123V124H237ZM256 125H255V124ZM155 124V125H154ZM198 124V123H197ZM200 124V123H199ZM204 124V125H203ZM2 125H0V135H2V128L4 129V127H2ZM77 126H78V123L76 124ZM76 125H75V127H76ZM206 125V126H205ZM227 125V126H226ZM245 125V126H244ZM262 125V126H261ZM31 126H34V128H32ZM47 126V127H46ZM88 126V127H87ZM145 126V127H144ZM152 126V127H151ZM160 126V127H159ZM204 126V127H203ZM247 126V127H246ZM250 126V127H249ZM59 127H62V128H69V127H71V124H63V125H61V126H59ZM112 127V128H111ZM149 127V128H148ZM203 127V128H202ZM252 127H253V129H252ZM40 128H41V130L43 131H41V133H39V131H40ZM43 128H45L47 131H44L45 129H43ZM108 128V129H107ZM151 128V129H150ZM152 128H154V129H152ZM160 128V129H159ZM32 129H34V130H32ZM37 129L39 130L38 132H37ZM206 129V130H205ZM209 129V130H208ZM211 129H212V132H211ZM223 129V130H222ZM245 130V134H246V132H247V137H250V136H254V132L256 131L257 132V134H259V136H256V137H259V138H261L260 140H259V138L257 139V140H259V142H257L256 144L258 145V146H256L255 145V143H252V144H250V142H249V144L250 145H247L246 147H248V146H253L252 148L250 147V149H248L247 148V150L248 151H246L247 152V154L245 155V148L246 147H244V149H241L240 147H239V149H241V151L242 150H244V154H242L243 152H241V153H238V154H242V155H237L236 156V154H233L234 156H236L235 158H234V156H232V155H230V151H227L226 149L230 146L229 144H230V141L232 140V141H234L233 140V138L235 139V134L237 135V134H239V132H240V130ZM255 129V130H254ZM263 129V130H262ZM64 130H66V129H64ZM145 130V131H144ZM158 130V131H157ZM199 130V131H198ZM214 130V131H213ZM239 130V132H236V131H238ZM4 131V130H3ZM27 131H29V133H27ZM31 131V132H30ZM49 131V132H48ZM181 131V132H180ZM201 131V132H200ZM205 131V132H204ZM209 131V132H208ZM229 131V132H228ZM251 131L253 132V135H252V133H251ZM260 131V132H259ZM35 132H37V133H35ZM45 132V133H44ZM48 132V133H47ZM94 132V133H93ZM144 132V133H143ZM154 132H156V133H154ZM204 132V133H203ZM224 132V133H223ZM77 133H78V135H77ZM142 133V134H141ZM150 133V134H149ZM153 135H152V134ZM202 134V137L203 136H205L206 135V133H207V135L210 137V138H212L211 140H210V138L208 137V140H206L205 141V143L206 144H204V146L205 147H203V145H200V144H198L199 142H197V144H198V148H197V145H196V142H194L193 140H194V138L196 137V136H198V135H195V137H193L192 136V134L194 135V134ZM249 133V134H248ZM251 133V134H250ZM35 134V135H34ZM99 134V135H98ZM139 134V135H138ZM157 134V135H156ZM191 134V137H192V139H191V137L189 136ZM214 134V135H213ZM231 134L234 136V137H231ZM144 135V136H143ZM184 135V134H183ZM263 135V136H262ZM31 136V137H30ZM75 136V137H74ZM90 136H91V138H90ZM113 136V134L110 136V137H112ZM141 136V137H140ZM143 136V137H142ZM155 138H154V137ZM171 136H169L168 137V139H166L165 140V143H167L168 141H169V139H171L172 137ZM186 136H188V139H186L187 137ZM217 136V137H216ZM225 136V137H224ZM261 136V137H260ZM73 137V138H72ZM87 137V138H86ZM141 139H140V138ZM152 137V138H151ZM186 137V138H185ZM190 137V138H189ZM228 137L230 138L228 141H229V143L226 141L227 139H228ZM251 137V138H252ZM29 138V139H28ZM31 138V139H30ZM52 139V142L50 141L51 139ZM144 138V139H143ZM154 138V139H153ZM185 138V139H184ZM221 138V139H220ZM232 138V139H231ZM41 139V140H40ZM92 139V140H91ZM146 139V141H149V140H147ZM196 139H199V137L198 138H196ZM216 139V140H215ZM225 139V140H224ZM86 140V141H85ZM95 140V141H94ZM139 140H141V141H139ZM186 140V141H185ZM219 140H224L225 141V143H228V144H223L222 142H224V141H220V142H218ZM42 141H44V142H42ZM82 141V142H81ZM137 141L138 142H140L139 144L137 143ZM183 143H182V142ZM231 141V142H232ZM262 141V142H261ZM94 142V143H93ZM98 142V143H97ZM150 142V143H151ZM191 142H194V143H192L191 144ZM251 142H255V140L253 141H251ZM55 143V144H54ZM208 143H209V145H208ZM217 143H218V145H219V143L220 144H222L223 146H227L228 145V147L226 148V149H224V150H222L221 148H219V150L221 149L222 150V154H220V152L218 151V148H215L214 146L215 145H217ZM233 143V142H232ZM243 143V142H242ZM135 144V145H134ZM136 144H137V146H136ZM181 144V145H180ZM213 144H214V146H213ZM248 144V143H247ZM86 145V146H85ZM213 146L214 147V149H211L210 148V146ZM232 145V144H231ZM264 145V144H263ZM88 146V147H87ZM189 146H191V147H189ZM201 146V147H200ZM208 146H209V150L207 149L208 148ZM211 146V147H212ZM254 146H256L257 147V149H258V153H259V150H260V153L262 154H257V155H261V157L259 156H254L253 157V151H254ZM261 146V147H260ZM40 147V148H39ZM59 147V148H58ZM136 147V148H135ZM145 147V146H144ZM177 147V148H176ZM187 147H189V149H188V152L189 151H191V153L193 154L192 156H191V153H189L188 154V152H186L185 154L183 153V151L185 150V149H187ZM203 147V148H202ZM222 147V146H221ZM256 147H255V150H257L256 149ZM264 147V146H263ZM28 148V149H27ZM46 148V149H45ZM85 148H89L88 150L87 149H85ZM138 148V149H137ZM143 148V147H142ZM193 148L195 149V150H193ZM225 148V147H224ZM238 148V147H237ZM57 149V150H56ZM137 149V150H136ZM194 151V152H192V150ZM199 149V150H198ZM203 149H207V150H204V151H211V150H216L217 149V151L219 152V155L222 157L223 155V158L221 159V157L220 158H218L219 156H218V153H216L215 151H213V154H215V155H217V156H213V154H212V152H210V154L216 159V160H214L213 159V157L207 152V154L208 155H210L209 157H208V155L204 152V155H207V156H204L203 157V155H202V158H203V161H202V159H201V152H202V154H203ZM229 149V148H228ZM230 149H231V147H230ZM234 149V148H233ZM238 149V150H239ZM253 149V150H252ZM52 150V151H51ZM61 150V151H60ZM200 150H201V152H200ZM235 150V149H234ZM234 150H232V152L231 153H235V152H233ZM250 150H252V153H251V151ZM262 150H264V148L262 149ZM50 151V152H49ZM72 151V152H71ZM224 151V152H223ZM225 151H226V153L228 152L229 153V155H228V157L229 156H231V158H230V162H229V158L227 157H225ZM236 151V150H235ZM250 151V152H249ZM39 152V153H38ZM79 152V151H78ZM215 152V153H214ZM239 152V151H238ZM249 152V153H248ZM256 152V151H255ZM263 152V153H262ZM20 153V154H19ZM22 153V154H21ZM28 153V154H27ZM58 153V154H57ZM134 153V152H133ZM173 153V154H172ZM197 153V154H196ZM200 153V154H199ZM237 153V152H236ZM19 154V155H18ZM30 154V155H29ZM42 154V155H41ZM46 156H45V155ZM49 154H50V156H49ZM68 154V155H69ZM75 154H76V152H75ZM183 154V155H182ZM199 154V155H198ZM249 154H252V155H249ZM29 155V156H28ZM39 155V156H38ZM44 155V159L42 158V156ZM185 155L187 156H189V157H191V158H189L188 156L187 157H185ZM195 155V156H194ZM254 155H256V153L254 154ZM15 156V157H14ZM19 156V157H18ZM34 156V157H33ZM38 156V157H37ZM48 156H49V158H48ZM200 156V157H199ZM240 156H242L241 158H240ZM247 158H246V157ZM25 157V159H23V158ZM177 157V158H176ZM181 157V158H180ZM205 157H207V158H205ZM211 157V158H210ZM218 159H217V158ZM245 157V158H244ZM256 157V158H255ZM28 159V161H26L27 159ZM32 158H34V159H32ZM54 158V159H53ZM72 158V157H71ZM188 158V159H187ZM198 159L197 161L199 162H197L196 161V159ZM205 158V159H204ZM226 159V160H223V159ZM252 158V159H251ZM258 158V159H257ZM31 159H32V161H31ZM39 159H42L43 160V163L41 162L42 160H40L39 161ZM68 159H69V157H68ZM68 159H66V160H68ZM132 160H133V165H135L134 164V158H131ZM130 159V161H129V159H126L125 161H127V162H125L124 160H122L124 163H122V161L120 162V163H122V165L120 164V163H118L119 164V166H117L115 169H114V171H113V173H111L106 179H104V181L103 182H100V180H102V179H99V180H97L96 182H92L89 186L91 187V189H90V187H89V189H88V187L86 188V190H84L85 188H83V191H82V189L80 188L79 190H76L78 193H80V194H82V195H84V196H82V195H79V197H77V200H76V197H75V195L77 196L78 195V193L75 191V194H73V199L75 200L74 201V203H72L73 202V200L71 199V197H72V195H71V197H69L67 200H69L68 202H67V200L65 201V203H69L70 202V200H72L70 203H72V204H68V205H70V207H71V205H72V207H71V209L72 208H74L75 206V209L72 211V212H75V210H76V208L78 209V207L79 208H83L84 206V204L85 203H87V204H85L86 206V209H87V205H92V204H96L95 202H100V200L99 199H104V197H106L105 199H110L111 198V196H112V194L114 195L116 192H117V190H114L115 188L114 187H112V185H115V183H118V180L120 181V179L124 176H122L121 174V170L122 171H124V173L127 171L128 172V170L127 169H129V174L128 173H125V176H124V178H122V179H124L123 180V182L122 181H120V185H122L121 186V189H119L118 191H119V194H121V192H122V195L125 193L126 195H128L129 194V192H130V195L133 193V191H138L137 189H139L138 187L135 189V187H134V189H129L128 190V188H126V190H123L124 189V186H123V184H128V185H130L131 184V182L133 181V178H131V174H130V172L131 171H133L132 170V168L134 169L135 168V166H133V165H131L132 166V168H131V166H129L130 164H132V160ZM171 159V160H170ZM208 159H210V160H208ZM224 161V163L221 161ZM234 159H235V161H234ZM236 159H238V160H236ZM242 159V160H241ZM259 159H262L261 161L259 160ZM20 160V161H19ZM30 160V161H29ZM40 162V164L38 163V161ZM179 160V161H178ZM216 161V162H214V161ZM219 160H220V162H219ZM255 160V161H254ZM7 161H9V162H7ZM15 161V162H14ZM19 161V162H18ZM22 161V162H21ZM167 161V162H166ZM186 161V162H185ZM212 161V162H211ZM220 163L219 164V166H218V162ZM242 161V162H241ZM17 162H18V164H17ZM24 162V163H23ZM29 162V163H28ZM46 162V163H47ZM130 162V163H129ZM183 162V163H182ZM221 162H222V164H221ZM14 163V164H13ZM126 163V164H125ZM136 163V162H135ZM165 163V164H164ZM181 163V164H180ZM212 163H216V164H213L212 165ZM240 163V164H239ZM253 163V164H252ZM262 163V164H261ZM8 164V165H7ZM16 164V165H15ZM117 164V165H118ZM194 164V168L192 169L191 167H193L192 165ZM10 165V166H9ZM13 165V166H12ZM15 165V166H14ZM41 165V166H40ZM45 165V166H44ZM125 165V166H124ZM171 165H172V167H171ZM176 165H180L179 166V170H177L178 168V166H176ZM188 165V166H187ZM195 165H196V167H195ZM215 165V166H214ZM220 165H222V166H220ZM5 166V167H4ZM12 166V167H11ZM35 166V167H34ZM37 166V167H36ZM39 166V167H38ZM123 166V167H122ZM126 166H127V168H126ZM170 166V167H169ZM174 166H176V167H174ZM191 166V167H190ZM214 166V167H213ZM7 167V168H6ZM27 167V168H26ZM41 167H42V169H41ZM130 167V168H129ZM168 167V168H167ZM174 167V168H173ZM1 168H3V169H1ZM31 168H32V170H31ZM123 168V169H122ZM177 168V169H176ZM29 170V171H27V170ZM35 169V170H34ZM125 169V170H124ZM169 169V170H168ZM192 169V170H191ZM33 170H34V172H33ZM46 172H45V171ZM47 170H48V173H47ZM116 170L117 171H119L120 170V172L117 174L116 173ZM131 170V171H130ZM165 170H166V172H165ZM171 170V171H170ZM174 170L176 171V172H174ZM188 170H190V171H188ZM246 170V171H245ZM30 171H32V172H30ZM168 171V172H167ZM178 171V172H177ZM36 172H38L37 174H34V173H36ZM163 172H165V173H163ZM181 172V173H180ZM213 172V173H212ZM220 172V173H219ZM42 175H41V174ZM115 173V174H114ZM121 173V174H120ZM123 173V174H124ZM162 173V174H161ZM167 173V174H166ZM172 173H174V175H171ZM209 173H210V175H209ZM211 173H212V175H211ZM233 173V174H232ZM44 174V175H43ZM118 176H120V177H117V175ZM126 174L127 175H129V176H126ZM164 174H166L167 176H164ZM182 174H184L183 176H182ZM235 174V175H234ZM112 175H114L115 177H112ZM209 176V177H206V176ZM25 176V177H26ZM111 176V177H110ZM122 176V177H121ZM173 177V178H171V179H169L170 177ZM214 176H217L218 178L217 179H215V177ZM223 176V177H222ZM175 177V178H174ZM181 177V178H180ZM205 177V178H204ZM114 178V179H113ZM118 178V179H117ZM128 178V179H127ZM130 178V179H129ZM159 178V179H158ZM167 178V179H166ZM209 180H212V181H210V183L212 182V184H210V183H208V182H206L208 179ZM213 178V179H212ZM219 178L221 179V180H219ZM222 178H223V180H222ZM233 178V179H232ZM107 179H109V180H107ZM113 179V180H112ZM132 179V180H131ZM106 180V181H105ZM113 181V184H112V182L111 181ZM170 180H172L170 183H169V181ZM208 180V181H209ZM234 180V181H233ZM20 181H22V180H20ZM108 181V182H107ZM156 181L159 183H156ZM164 181V182H163ZM200 181H201V183H200ZM216 181V182H215ZM234 183H233V182ZM115 182V183H114ZM128 182V183H127ZM177 182V183H176ZM198 182V183H197ZM205 182L206 183V185H208V186H206V185H204L203 183ZM95 183V187H92V184H94ZM102 183V184H101ZM108 183H110V185L108 184ZM169 183L170 185H168V187H167V184ZM173 183V184H172ZM180 183H181V185H180ZM186 183V184H185ZM96 184H98V185H96ZM103 184H105L106 186H104ZM125 184V186L127 187V185ZM175 184H177V185H175ZM200 184V185H199ZM203 184V185H202ZM19 185V186H18ZM18 185H16V189L18 190V189H20V191H22L23 189H24V192H25V194L23 193V191H22V193L27 197V195H29V200H31V202H34V201H37V200H35V197L36 198H38V195L36 196L34 193H31L28 189H27V187L26 186H21L20 184H18ZM103 185V186H102ZM155 185H156V188H155ZM175 185V186H174ZM197 185V186H196ZM202 185V186H201ZM210 185H212V186H210ZM21 186V188H19ZM97 186V187H96ZM100 186H101V188H100ZM108 186H110L111 188H112V190H111V188L110 187H108ZM158 186V187H157ZM166 186V187H165ZM173 186V187H172ZM199 186H201V187H203V188H200ZM220 186H221V189H219L220 188ZM243 186V187H242ZM244 186H245V188H244ZM248 186V187H247ZM104 187H106L107 188V190H108V192H106L107 190L106 189H104ZM123 187V188H122ZM195 187V188H194ZM197 187H199V189L197 188ZM206 187V188H205ZM208 187V188H207ZM217 187H219L218 189H217ZM223 187V188H222ZM240 187V188H239ZM242 187V188H241ZM26 188V189H25ZM95 188V189H94ZM97 188H99V190L97 189ZM109 188V189H108ZM154 188V189H153ZM158 188V189H157ZM205 188V191L203 190ZM214 189V191L212 190V189ZM226 188V189H225ZM247 188V189H246ZM89 191H88V190ZM165 189V190H164ZM180 189V190H179ZM197 189L201 192L202 191V194H200V192L198 191V192H195V191H197ZM202 189V190H201ZM207 189H208V191H207ZM224 189V190H223ZM27 190L29 191V192H27ZM80 190L82 191V192H80ZM97 192H96V191ZM106 190V191H105ZM123 190V191H122ZM133 190V191H132ZM158 190V191H157ZM188 191L189 192V194L190 193H192L191 195H189V196H187V194H184L183 196H182V198H183V200H182V198L180 199V197H179V194L178 193H176V192H180V191ZM211 190V192H212V195H210L211 193L209 192ZM218 190V191H217ZM225 190H227V191H225ZM249 190V191H248ZM252 190V191H251ZM19 191V190H18ZM95 191V192H94ZM104 193H102V192ZM111 191V192H110ZM126 191H128V192H126ZM162 191H164L163 193H162ZM207 191V192H206ZM219 191L221 192H223V193H219ZM229 191V192H228ZM86 192V193H85ZM89 192L91 193V194H89ZM113 192V193H112ZM209 192V193H208ZM217 192V193H216ZM227 192V193H226ZM26 193H29V194H26ZM85 193V194H84ZM98 193V194H97ZM101 193V194H100ZM110 193H112V194H110ZM136 193V192H135ZM198 193H199V195H198ZM206 193H208V194H206ZM215 193H216V196L215 197H217L216 199L213 197L214 195H215ZM30 194H33V195H30ZM94 194H95V197H92V196H94ZM96 194H97V196L98 195H101V197H103V198H101L100 196H96ZM103 194V195H102ZM108 194H110L111 196L109 197V195H108V197H107V195ZM123 195L124 197H122V195H121V200H120V202H118L117 204H115V207L114 208H116V205H117V207H118V209L116 208V210L117 211H119V206L121 207V201H122V199L123 198H125V197H128V196H126V195ZM161 194H163V196L161 195ZM167 194H168V196H167ZM198 196H197V195ZM219 194L221 195V196H219ZM228 194L230 195V196H232V198L230 197V196H228ZM92 195V196H91ZM140 195H141V193L139 194V197H140ZM164 195H165V197H164ZM200 195L202 196V197H204V199H207L208 201H207V203H206V201H204V199L202 198V197H200ZM225 195H227V196H225ZM30 196H33V198H34V200H33V198L32 197H30ZM70 196V195H69ZM87 196H88V198L89 197H91L92 198V201L94 202V203H92V201H89V200H91V198H87ZM147 196H148V198H147ZM164 197V199H162V197ZM185 196V197H184ZM186 196L187 197H190V198H186ZM222 196L224 197H226V199H225V197H224V201L223 202H225V203H228L227 201L228 200H230L229 202L230 203H228V205L227 204H224V203H219L220 201H221V199H223L222 198ZM83 198V199H81V198ZM113 197V196H112ZM144 197V198H143ZM193 197V198H192ZM199 197V198H198ZM206 197V198H205ZM209 197V198H208ZM219 197H221V198H219ZM42 197L40 196V199H41ZM80 198V199H79ZM86 198V199H85ZM95 198V199H94ZM184 198H186V200H184ZM39 199V198H38ZM79 199V200H78ZM85 199V200H84ZM98 199V200H97ZM167 199V202H168V204H167V202H165V200ZM176 199L179 201V202H177V203H180L181 205L182 204H185V205H183V206H185V207H182L180 204V208H179V206H177V205H175V201H176ZM190 199V202L188 203V202H186L187 200H189ZM191 199H192V202H191ZM203 199V200H202ZM33 200V201H32ZM97 200V201H96ZM141 200V201H140ZM151 200H152V202H151ZM172 200H174L173 202H174V204H173V206H172V204H171V202H172ZM181 200V201H180ZM209 200H211V201H209ZM214 200H215V202L217 201L218 203H219V205H218V203H217V205H216V203L214 202ZM227 200V201H226ZM232 200V201H231ZM88 201H89V204H88ZM102 201V200H101ZM158 201V202H157ZM161 203H160V202ZM183 201H185V202H183ZM203 201V202H202ZM256 201V202H255ZM75 202L76 203H78V204H75ZM85 202V203H84ZM98 202V203H99ZM140 202V203H139ZM150 202V203H149ZM157 202V203H156ZM170 202V203H169ZM182 202V203H181ZM198 202V203H197ZM231 202L233 203V204H235L234 206L232 205L231 206ZM157 204L156 206H155V204ZM163 203H166V205L165 204H163ZM188 203V204H187ZM191 203V204H190ZM205 203V204H204ZM146 204H147V207H146ZM160 204V205H159ZM198 206H197V205ZM199 204L202 206H199ZM211 204V206L209 207V205ZM223 204L226 206V207H224L223 206ZM258 204V205H257ZM74 205V206H73ZM89 205V206H90ZM119 205V206H118ZM163 205V206H162ZM186 205H188V207L186 206ZM189 205H190V207H189ZM196 206V207H194V206ZM263 205V206H262ZM66 206H67V204H66ZM81 206V207H80ZM158 206V207H157ZM160 206H162V209L163 210H159V209H161V207ZM203 206H206V209L208 210V208H209V211H210V209L212 208V211H210L211 213L212 212H216V210L218 209L219 210V212L217 213L218 214V219H217V214H214V213H212V215H213V218H211V213L208 211L207 212V210L205 209V211L203 210ZM213 206V207H212ZM218 208H217V207ZM228 206H230V208H231V210L229 209L228 210ZM237 206H239V208H236ZM34 207H36V206H34ZM42 207L43 206H41V208H40V210H39V207H38V210H35L36 208H32V209H27V210H25V211H23V216H24V219H26V220H29L30 218V223H29V221H26V222H28L29 223V228L27 229V230H29L30 231V229H31V232H33L34 230H35V232H33L34 233V235H33V233H32V235L35 237V236H37V234L38 235H41V234H43L42 233V231L41 230H45V231H43V232H45V233H47V232H52V233H55V232H60V230L62 231V229H63V231L64 230H66L65 228H68V227H64L63 225H62V221L61 220H63L64 218H60V217H58V215H60V212L59 213H54L53 214V212L51 211H49V212H45L44 213V211H47V210H44V211H41V209H42ZM84 207V208H85ZM156 207H157V209H156ZM187 207V208H186ZM193 207V209H191ZM197 207H198V209H197ZM200 207V208H199ZM228 207V208H227ZM232 207H233V209H232ZM260 207V208H259ZM44 208V207H43ZM84 208H83V210H84ZM155 208V209H154ZM173 208H175V214L177 215H181V213H183L182 211H185V212H188V209L190 210L187 214H188V218H190V220L187 218V217H185L186 218V220H185V218H183L184 216H187V215H185V212L182 214L183 215V219H184V221H185V224L186 223H189V224H192V222H193V220H195L196 219V223L195 222H193V223H195V224H193V226L192 225H190L189 226V224L188 225H186L185 226V224H184V222H182V223H177V219H173L172 217L173 216H171V212H172V210H173ZM239 209L240 211L239 212H237L238 210H236V211H234V209ZM242 208V209H241ZM46 209H50V206H48V208H46ZM70 209V208H69ZM168 209V210H167ZM186 209H187V211H186ZM201 209V210H200ZM221 209H223V210H221ZM263 209V210H262ZM29 210V211H28ZM43 210V209H42ZM79 210V209H78ZM77 210V211H78ZM82 210V209H81ZM116 210L115 209H112L111 211V214H110V216L112 215V214H115L116 213ZM135 210H136V213H135ZM144 210V212H142V211ZM149 210V211H148ZM155 210V211H154ZM176 210H177V212L178 213H176ZM194 210V211H193ZM214 210V211H213ZM217 210V211H218ZM225 210H227V211H225ZM67 211V210H66ZM76 211V212H77ZM158 211H161V212H158ZM230 213H232L233 215L234 214H236V215H234V216H232V214H230ZM19 213L20 212H22V210L21 211H18ZM18 212H15L16 214L18 213ZM27 212V213H26ZM31 212H32V214H31ZM41 212H42V214H41ZM114 212V213H113ZM146 212V216H145V213ZM179 212H180V214H179ZM192 214H191V213ZM194 212V213H193ZM199 214H198V213ZM200 212H201V215H200ZM226 212H228L229 213V215H228V213H226ZM243 212V213H242ZM19 213L17 214V215H19ZM41 215H40V214ZM43 213H44V215H43ZM52 213V214H51ZM68 213H71V212H69L68 211ZM68 213L66 212L65 214L63 213H61V215L63 216H65L66 217V215H68ZM135 213V214H134ZM152 213H153V215H152ZM161 213V214H160ZM189 213H190V215H189ZM195 213H196V215H198V216H196L195 215ZM242 213V214H241ZM261 213H262V217L261 216H259V214L261 215ZM15 214V215H16ZM21 214V216H20V218L21 217H23L22 216V213H20ZM28 214V215H27ZM36 216H35V215ZM45 214H47V215H45ZM48 214H50V215H48ZM141 214H143V216L141 215ZM159 214V215H158ZM164 214V215H163ZM174 214V215H175ZM193 214H194V216L195 217H202V218H200V219H197V218H195L194 216H193ZM219 214L221 215V217L219 216ZM225 214H226V216H225ZM241 214V215H240ZM16 215V216H17ZM166 215V216H165ZM170 215V216H169ZM181 215V216H182ZM192 215V216H191ZM207 216V217H205V216ZM210 215V216H209ZM216 215V216H215ZM222 215H224L223 217H222ZM229 216V219H227V217ZM250 215H252V216H250ZM258 215V216H257ZM28 217V219H27V217ZM38 216H41L42 217V219H45L46 217H47V219L46 220H42V222H41V217H39V219H38ZM45 216V217H44ZM52 216V217H51ZM55 216V217H54ZM163 216V218L161 219V217ZM168 216V217H167ZM209 216V217H208ZM231 216H232V218H231ZM256 216H257V218H256ZM26 217V218H25ZM51 217V218H50ZM140 217H141V219H140ZM142 217H145V218H142ZM156 218V219H154V218ZM191 217H194V219L192 220V222H189V221H191ZM216 217V220L214 219ZM235 217V218H234ZM258 217L261 219L262 218V220H260V219H258ZM36 218V219H35ZM55 220H54V219ZM57 218V219H56ZM60 218V223H57V222H59L58 221V219ZM71 217H69L68 219H70ZM205 218H208V219H210V221L208 220V219H205ZM222 218V219H221ZM237 218V219H236ZM244 218V219H243ZM252 218V219H251ZM253 218H255V220L253 219ZM23 219V218H22ZM22 219H21V221H18L19 223H16V222H11V223H9V225L10 226H12V227H14V229L16 230V229H19L17 226H15V225H20L21 223H22ZM67 218H66V220H68ZM152 219V220H151ZM158 219V220H157ZM189 221H188V220ZM201 219H203V220H201ZM223 221V220H225V219H227L228 221H226V222H221V220ZM230 219H232V220H234V221H232L231 220V222H230ZM251 219V220H250ZM36 220V221H35ZM38 220H40V221H38ZM51 220V221H50ZM141 222V224H140V222ZM142 220V221H141ZM149 220H151V222L149 221ZM155 220V221H154ZM163 220V221H162ZM177 220V221H176ZM197 220H198V223H197ZM201 220V221H200ZM206 220H208V221H206ZM219 220V221H218ZM257 220V221H256ZM48 221V222H47ZM52 221H54L53 223H52ZM159 221V222H158ZM176 221V222H175ZM188 221V222H187ZM245 222V223H242V222ZM259 221H261V222H259ZM38 222H40V223H38ZM48 224H46V223ZM154 222V223H153ZM174 222H175V224H174ZM201 222V223H200ZM233 222V223H232ZM238 224H237V223ZM247 222H249V223H247ZM254 222V223H253ZM256 222V223H255ZM7 223H8V221H7ZM15 223V224H14ZM33 223L34 224H36L37 225V227H36V225H33ZM39 224V226H38V224ZM42 223V224H41ZM55 223H56V225H55ZM138 223H139V225H138ZM155 223H156V225H155ZM159 223V224H158ZM201 225H200V224ZM203 223V224H202ZM213 223V224H212ZM223 223V224H222ZM229 223H232L231 224V226H230V224ZM241 223V224H240ZM251 223V224H250ZM257 223H258V225H257ZM260 223V224H259ZM12 224V225H11ZM47 226H46V225ZM53 224V225H52ZM60 224V225H59ZM178 224L181 226V224H183V226H181V229L182 230H180V233H179V227L180 226H178ZM200 225V227L198 226L197 227V225ZM216 224V225H215ZM239 224L241 225V226H239ZM244 224V225H243ZM45 225V226H44ZM52 225V226H51ZM57 226V227H55V226ZM133 225L135 226L134 228H133ZM136 225H138L139 227L137 228V226ZM222 225H225V226H223L224 227V229H221L222 228ZM227 225H229L230 226V228H229V230L231 231H229V233H231V234H233V235H231V234H229V236L228 237H230V238H228V237H225V235H224V231H226V229H228V227L229 226H227ZM33 226V227H32ZM43 226V227H42ZM50 226V227H49ZM100 226V225H99ZM142 226V227H141ZM178 226V227H177ZM185 226V228L186 229H183V227ZM189 226V227H188ZM196 227V229H195V227ZM17 227V228H16ZM20 227V226H19ZM35 227V228H34ZM51 227H52V229H51ZM60 229H59V228ZM145 227V228H144ZM193 227V228H192ZM62 228V229H61ZM87 228V227H86ZM86 228H84V229H86ZM151 228V229H150ZM188 228H189V230H190V228H192L190 231L188 230ZM197 228H199L200 230V233H199V231H197L198 229ZM226 228V229H225ZM34 229V230H33ZM37 229H40L39 230V232H41V233H39V232H37L38 230ZM91 229V230H90ZM94 229L96 230V229H98V227H96V226H94L93 227V230H92V227H89L88 226V228H87V231L85 230V232H84V230H82V232H79V234H77L78 236H76L77 238H75V236L73 237V236H71L70 237V239L73 241H71V240H69V241H65V239L63 240V239H58V241H65L64 243H66V244H63V243H59V244H61V246L63 245V246H65V245H67V244H74V243H76V241L77 242H79L80 240H83L86 236L85 235H89V234H91L93 231H94ZM139 229V230H138ZM220 229V230H219ZM234 229V230H233ZM236 229V230H235ZM55 230V231H54ZM88 230H89V232H88ZM138 232H137V231ZM144 230V231H143ZM177 230V231H176ZM183 230H186V232L184 233V231ZM188 230V231H187ZM193 230V231H192ZM196 230V232H194ZM90 231H92V232H90ZM181 231H183V233L181 232ZM31 232H29V233H31ZM83 232H84V234H83ZM136 232V233H135ZM223 232V233H222ZM233 232H235V233H233ZM83 235H82V234ZM126 233V234H127ZM138 233V234H137ZM143 233V234H142ZM175 233H177V235L178 236H180V237H178V236H176L175 235ZM188 233H193V234H195V235H193L192 234V236H195L194 238H191L190 239V237H192V236H190V235H188V236H190L189 237V239L190 240H188V236H186ZM204 233V234H203ZM134 234V235H133ZM141 234H142V236H141ZM182 234V235H181ZM185 234V235H184ZM50 234H48V235H46V236H48V237H50L49 236ZM129 235V236H130ZM176 236V237H174V236ZM184 235V236H183ZM32 236V237H33ZM42 236V235H41ZM84 236V237H83ZM185 236H186V238H187V240H186V238H185ZM72 237H73V239H72ZM83 237V238H82ZM225 237V238H224ZM31 238V237H30ZM51 239H53L52 237H50ZM79 238H80V240H79ZM175 238H180L178 241L175 239ZM183 239V241H184V239L186 240V241H182V239ZM227 238V239H226ZM146 239H147V237L145 238V241H146ZM173 239H175V240H173ZM173 240V241H172ZM192 240V242L191 243H189V241H191ZM53 241V240H52ZM71 241V242H70ZM152 241H154V239L153 240H150V242L151 243H154V242H152ZM172 241V242H171ZM188 241V242H187ZM195 241V242H194ZM149 242V243H150ZM127 244V246H128V243H129V241H127L126 242ZM181 243L183 244L184 243V245H185V243H186V245H188V243L189 244H193V246H196L195 248L192 246L191 247V245H190V247H191V250H195V251H190L187 247H186V245L184 246L183 245V247H182V245H181ZM165 244H166V246H165ZM207 244V245H206ZM236 245L235 246V248H233L234 247V245ZM153 245L155 246H161L160 248L158 247H156V248H153ZM232 245H233V247H232ZM163 246V247H162ZM167 246H169V247H167ZM172 246H174V247H172ZM175 246H177V247H175ZM180 246V248L178 249V247ZM189 246V245H188ZM166 249H165V248ZM153 248V249H152ZM163 250H162V249ZM183 248H186V249H183ZM193 248V249H192ZM145 250V252H143V254H144V256H145V258L147 257V259H145L144 258V256H142V250ZM156 249H158V250H156ZM182 249V250H181ZM188 249V250H187ZM238 249V248H237ZM124 250H126V248L124 249ZM124 250L122 251V252H120V253H123L124 252ZM143 250V251H144ZM174 250V251H173ZM182 252L183 251V253H184V251L186 252V253H184V255H185V257L187 258H185V257H183L184 255L183 254H181L180 253V251ZM154 252L153 254L151 253V252ZM163 251V252H162ZM170 251V252H169ZM173 251V253H171ZM179 251V252H178ZM237 251V252H236ZM148 252H150L151 253V255H149L148 254ZM168 252L170 253V254H168ZM179 253V254H177V253ZM176 253V254H175ZM190 253V254H189ZM237 253V254H236ZM133 254V253H132ZM168 254V255H167ZM181 254V255H180ZM188 254V255H187ZM50 256V255H49ZM142 256V257H141ZM239 256V257H238ZM47 257V256H46ZM46 257H44V258H46ZM167 257V258H166ZM179 257V258H178ZM240 257V258H241ZM149 258H151V260L149 259ZM185 258V259H184ZM234 258V259H233ZM46 259H49V258H46ZM46 259H44L45 260V263H47V262H49V261H52L53 260V258H50V260H47L46 261ZM141 259V260H140ZM177 259H179V261L177 260ZM43 260V261H44ZM148 260H149V262H148ZM167 260V261H166ZM42 261V260H41ZM43 261L41 262V263H43ZM129 261V262H128ZM131 261V262H130ZM154 261V262H153ZM182 261V262H181ZM139 262V263H138ZM44 263V264H45ZM125 263V264H126Z\"/></svg>",
  "mask_w": 264,
  "mask_h": 264
}]
</instances>
